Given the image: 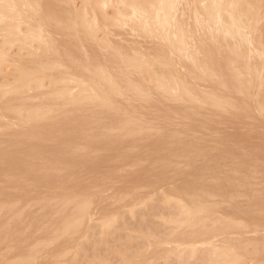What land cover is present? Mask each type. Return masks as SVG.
<instances>
[{
	"label": "rangeland",
	"instance_id": "374dc122",
	"mask_svg": "<svg viewBox=\"0 0 264 264\" xmlns=\"http://www.w3.org/2000/svg\"><path fill=\"white\" fill-rule=\"evenodd\" d=\"M1 1H3V2H1ZM19 1L22 2V4L24 3L23 4L24 7L27 4V6L25 7L26 10L25 9L22 10L23 5ZM19 1L18 0H14V1L13 0H8V1L7 0H0V2L3 4L2 6H0V9L1 8L3 9V11H2V9L0 10V13L3 12V14H0V19L1 20L4 19L3 20L4 22L0 20L1 21V24H0V28H1L0 29V33H1L0 34V63L2 62V64H0V91H1L0 94L2 92L4 94V95L3 94L0 95V103H1L0 104V114H1L0 115L1 116V119H0V163H1V165H0V170H1V172H0V188H1L0 189V206H3V207H0L1 208L0 209V215H1L0 216V257H2V258H0V264H8V261H10L11 264H25V263L26 264H232L234 262H236V264H237L238 261H240V264H242V263L243 264H245V263L246 264H264V230H263L264 229V120H263L264 119V110H263V108H264V58L262 57V56H264L263 55L264 52H262V51H264V48H263L264 44H263V42L260 41V40L264 41V0H227V4H226L225 0H223V1L219 0V2H217V0H208L209 3L207 2V0H203L202 2H201V0H187V1L186 0H178V1L177 0H171L172 1L171 5L169 3L170 0H163V1L158 0V1H156L157 3L156 2L154 3L155 0H153V1L152 0H138L139 2L138 1L136 2V0H135L133 3H132L133 0H127L128 3H127V1L125 2L124 0H115V1H117V3H115L114 0H110L109 3H108V0H105V1L100 0V2H99V0H65V1L64 0L63 1L55 0V2H52L54 0H50V2L48 0H41V1L40 0H28V1L19 0ZM46 1H48V2H46ZM66 1H67L68 5L70 4L69 6H67ZM120 1L123 2L122 3L123 5L124 4L125 5L123 6ZM10 2H12V3H10ZM35 2L38 5H35ZM40 2L45 7H43ZM43 2H45V4ZM57 2H58V4H57ZM102 2H104V3H102ZM143 2H145V3H143ZM160 2L162 3L161 5L159 4ZM163 2H165L166 5H165V3L163 4ZM187 2H188V4H187ZM239 2H241V3H239ZM1 3H0V5H1ZM30 3H32L33 6ZM55 3L58 5V7ZM59 3H61V4L63 3V4L60 5ZM119 3H120V5H119ZM216 3H218L217 4L218 7H216ZM223 3H225L226 5ZM9 4L11 7L12 6L14 7V5L17 4L15 6L16 9L9 7L8 6ZM116 4H117V6H115ZM134 4H136V5H134ZM143 4H145V7ZM149 4H151V5H149ZM153 4H154V6H153ZM199 4H201V5H199ZM118 5H119V7L121 6L120 12H118L116 10V8L119 9ZM131 5H133L135 8ZM155 5L157 8H155ZM162 5L163 6L165 5V7L162 8ZM167 5L169 7H166ZM237 5L239 7H237ZM262 5H263V7H262ZM3 6H4V8H3ZM55 6L57 8H55ZM114 6H115V8H114ZM126 6H127V8H126ZM194 6H195V8H193ZM203 6L205 7V9ZM209 6H210V8H209ZM211 6H212V9H211ZM254 6H256V7L254 8ZM146 7H149L153 10V11L151 10V14L154 17L152 15H150L149 8H146ZM226 7L228 8L227 11H226ZM69 8L71 10H69ZM87 8H88V10H87ZM99 8H100V10H98ZM124 8H126L127 10H122ZM132 8L134 9V11ZM144 8L146 9V11L148 10L147 12L153 18H150L149 15H148V17L143 15V13L145 11ZM220 8H222L223 11ZM238 8H240L241 11L239 10L237 12ZM250 8H253V10L251 11ZM260 8H261V10H259ZM13 9H14V11H13ZM66 9H68V10H66ZM91 9H92V11H91ZM155 9L156 10L158 9V11L164 9V11L166 13L163 10L161 12L155 11ZM171 9H172V11H170ZM218 9H219V12H218ZM245 9H248V10L245 11ZM46 10L48 12H46ZM84 10H85V12H84ZM121 10L124 12H122ZM141 10L143 11V13L141 12ZM203 10L205 11L206 16L204 15ZM224 10L227 12V14H225L226 12ZM76 11H78V16L81 18H79L76 15L77 14ZM137 11L141 12L142 14L137 13ZM9 12H11V13H9ZM27 12H28V14H27ZM35 12H37L38 14ZM68 12H69V14H68ZM147 12H146V14L145 13L144 14L147 15ZM222 12L224 13V16H222L223 15ZM244 12H246V13L244 14ZM258 12H260V14H258ZM7 13H9V14H7ZM81 13L82 14L86 13V14H84L82 16ZM90 13L92 14V16ZM153 13H155V14H153ZM187 13L189 14V16ZM208 13L210 14V16ZM242 13L244 16L245 15L247 16V17L245 16L247 19L246 18L244 19V16H242V15H241L242 17H240V15H238V14H242ZM71 14H73L74 17ZM97 14H99V16ZM157 14H159V15H157ZM165 14H167V15L165 16ZM248 14L253 15V17L248 15ZM257 14L260 16H258ZM3 15H5V16L3 17ZM6 15H8V17ZM24 15H26V17ZM52 15H53V17H52ZM100 15L103 17H101ZM10 16H12V17L9 18ZM15 16L16 17L18 16V18L16 20H15V18H16ZM27 16H29V17H27ZM44 16H45V19H44ZM88 16H90V17H88ZM141 16H143L145 20L143 18H141ZM219 16H220V18H219ZM227 16H228V18H225ZM230 16H231V19H230ZM232 16L234 17L236 22ZM237 16H239V17L237 18ZM21 17H23V18H21ZM51 17L53 19V22H49V20L52 21ZM64 17H66V18H64ZM85 17H88L90 19L85 18ZM94 17H96V18L98 17L97 18L98 20ZM163 17H165V19H167V20H164ZM167 17H169V18H167ZM173 17H174V19H173ZM207 17H208L209 23H208V20L206 19ZM20 18L22 20L21 22L19 20ZM39 18H41L42 20L40 21ZM59 18L62 19V21H64V22H61ZM69 18H71V19H69ZM103 18H104V20H103ZM115 18H116V22H115ZM147 18H148V20H147ZM175 18H176V20H175ZM8 19H9V21H7ZM10 19H11V21H10ZM28 19H30V21H28ZM32 19L33 20L35 19L36 21H33ZM72 19H73V21H71ZM80 19H82V20H80ZM94 19L96 20V23H95ZM101 19H102V21H100ZM216 19H218L219 21ZM223 19H225V20H223ZM238 19H239V21H238ZM44 20L46 21V23L48 22V24H46ZM83 20H84V23L81 24V22H83ZM87 20H89V21H87ZM151 20H154V21L151 22ZM161 20H162V22H161ZM31 21L33 24L29 25V23H31ZM173 21L176 22L175 27H174V25H172V23L175 24ZM195 21H197V23ZM6 22H8V23H6ZM9 22L11 23V25ZM69 22H71V25L70 24L68 25ZM88 22L90 23V25H88L89 24ZM111 22H112V25H111ZM206 22H207V24H206ZM35 23H36V25H35ZM73 23H74V25H73ZM93 23H94V25H93ZM98 23L99 24L101 23V24L99 25ZM144 23L146 25L148 24L149 26H152V28L149 27L148 25L146 26ZM169 23H170V26H169ZM3 24H5L7 26L8 30H7V28H5L6 26H4ZM7 24H9V26ZM95 24H96V26H95ZM115 24L118 25L117 26L118 28L115 27L116 26ZM14 25H18L20 28H17L18 26L17 27L15 26L16 27L15 28ZM66 25L68 28L66 27ZM134 25L137 28V30L133 29V28H135ZM218 25L221 26L220 29L218 28ZM11 26H13V28H11ZM27 26H29V28H31V31ZM71 26L74 28L75 31L73 30V28ZM79 26L80 27L82 26V27L79 28ZM97 26H99V27L96 28ZM131 26H132V28H131ZM168 26H169V29L167 30ZM171 26L174 27V31H176V32L172 31L173 28ZM186 26H188V28ZM200 26H201V28H200ZM56 27H59L60 29H57ZM69 27H71V29ZM85 27L86 28L88 27L89 29L87 28V30H85L86 29ZM159 27H161V28H159ZM162 27H164V29ZM210 27H211L212 31H211ZM32 28H33V30H32ZM34 28L36 29V31L34 30ZM114 28H116V29H114ZM14 29H15V31H14ZM118 29H120V30H118ZM184 29H185V31H184ZM244 29H246L245 30L246 33H245ZM247 29H249V30H247ZM6 30H7V33H6ZM11 30H12V32L10 34L9 32ZM27 30H29L31 33L28 32ZM150 30L154 31L156 38L153 36L154 34L152 35V32H149ZM158 30H160L161 34H159ZM161 30H162V32H161ZM163 30H165V31H163ZM87 31H89V32H87ZM183 31H184V33H182ZM194 31H195V33H194ZM3 32H5V33H3ZM14 32H16V33H14ZM33 32H34V34H32ZM166 32H168L167 33L168 35L166 34ZM237 32H238V34H237ZM39 33L41 34L40 37H39V35H40ZM63 33L65 34V36L63 35ZM86 33H89L88 39H90L92 41V43L90 40L87 39V36L85 38ZM115 33L117 34V35H115L116 37L114 36ZM142 33L144 35H142ZM174 33H177V34H174ZM248 33H249V37H248ZM2 34L4 36H2ZM5 34L7 35V38H6ZM172 34H173V36H172ZM34 35H36V37H34ZM72 35H73V37H72ZM166 35H167L168 39H166ZM205 35H208V36L205 37ZM10 36H12L13 38ZM23 36L25 38L27 36L28 41L24 42V40H26V39ZM69 36L72 37L73 39L70 38ZM193 36H194V38H193ZM226 36H227L228 41H226V38H225ZM253 36H254V38H253ZM32 37H34V38H32ZM67 37H69L70 39ZM105 37H107L108 41H106ZM117 37H119V38L121 37L120 39L123 38V40L121 41ZM5 38L8 40L6 41ZM111 38H113L112 41L114 39H115V41L117 40L116 43H114V47H112V42L110 41ZM220 38H222L221 39L222 41H220ZM238 38H240V39H238ZM243 38H245V39H243ZM249 38L250 39L253 38L252 40H250V41H252L251 43L249 41ZM20 39H21V42L19 41ZM174 39H175V41H174ZM102 40H103V42H99ZM163 40L167 41V42H164ZM47 41H49V42H47ZM96 41H98L99 43ZM104 41L110 42V43H106V44H108L107 46L102 45L103 43L105 44ZM130 41H131V43H130ZM158 41H159V43H158ZM160 41H162V42H160ZM178 41H179V43H178ZM240 41L243 43H240ZM253 41H254L255 47H253V45H252ZM163 42L165 44H163ZM169 42H170V44H169ZM193 42H194V45H193ZM229 42L231 43V45L228 44ZM72 43H74V44H72ZM75 43H78V44H75ZM100 43L102 46L100 45ZM151 43H153V44H151ZM166 43H167V45H166ZM172 43H175V44L173 45ZM69 44H70V47H69ZM115 44H117V45L119 44V45L116 46ZM159 44H160V46H159ZM179 44H181V45L179 46ZM227 44L229 45V47ZM95 45H98L97 46L98 49L96 48ZM157 45L162 49L163 52L160 51L161 49L158 48ZM169 45H171V47L173 48L172 53L170 52V48H169L170 46ZM189 45H190V47H189ZM191 45H192V47H191ZM200 45H201V47H200ZM256 45L258 46V48ZM57 46H59V47H57ZM103 46H105V48H107L106 51L112 49V54H110L111 53L110 51H109V54H107L106 51L104 52ZM77 47H79L78 50H76ZM195 47L198 48L197 51H199L200 53L195 52L196 51ZM74 48H76L75 49L76 51H73ZM109 48H111V49H109ZM133 48L134 49L136 48V49L134 50ZM155 48H156V50H155ZM157 48H158V50H157ZM168 48H169V50H168ZM172 48H171V51H172ZM200 48H201V50H200ZM245 48H246V50H245ZM54 49H55V51H54ZM125 49H127V50H125ZM153 49L155 51H153ZM176 49H177V51H176ZM180 49L183 51H180ZM249 49H251V50H249ZM37 50H41V52L39 53V51L37 52ZM79 50H83L82 51L83 57H85V58H83L82 56L81 57L79 56L82 54V52ZM116 50H118V51H116ZM149 50H151V52H152L151 54L149 53L150 52ZM188 50L189 51L191 50V54L188 52ZM216 50L218 52H216ZM49 51H50V53H48ZM77 51L79 54L77 53V55H75V52H77ZM206 51L208 52L207 54H206ZM223 51L225 52V54ZM87 52H89V53H87ZM156 52H157V54H156ZM158 52H160L159 55L161 56V58L163 57L162 59L158 55ZM164 52L166 53L165 56L163 55ZM167 52L169 55L167 54ZM176 52H177V55H176ZM181 52H183V54ZM192 52H193V54H192ZM92 53L95 54V56ZM132 53H136V54L139 53V54L136 55V54H132ZM144 53H145V55L148 56V58H147V56L144 55ZM174 53H175L176 58L174 57ZM180 53H181V56H180ZM185 53H186V55H185ZM216 53H219V55L218 54L216 55ZM234 53H235V55H234ZM259 53H261L262 55ZM96 54H98V55H96ZM152 54H153V56H151ZM189 54L192 55V57H189L190 56ZM197 54L201 57H199ZM65 55L67 57H65ZM104 55H106L107 57L106 56L104 57ZM113 55H115V57H113ZM157 55L159 58L157 57ZM206 55L208 57H206ZM251 55H252V57H251ZM86 56H87V58H86ZM110 56H112V57L109 58L108 61H106V59ZM117 56H119V57L117 58ZM140 56H141V59H139ZM154 56H156V59H153V58H155ZM195 56H196V60L195 59L194 60L196 61V63L193 60V57L195 58ZM77 57H79V58H77ZM136 57H138V58H136ZM142 57L147 58V59L145 60ZM182 57H183V59L185 58L184 59L185 61L189 62V60H190V64L188 62L186 64L185 61L182 59ZM202 57H204V58H202ZM13 58H17V59H13ZM89 58L91 60L93 59L92 62H95V64H93ZM168 58L171 60V63H170V60ZM179 58H181V59H179ZM207 58H209V59H207ZM18 59H20V60H18ZM81 59L87 63L84 64V62ZM125 59H126V61L128 60V62H127L128 64L126 63V61L124 62ZM160 59H161V63H160ZM176 59L178 62L175 61ZM198 59H201V60L199 61ZM206 59H207V61H206ZM37 60H38V62H37ZM73 60H75V61H73ZM112 60H114V61L111 63ZM130 60L134 64L136 63V60H137V63L139 65L137 63L135 65L132 64L130 62ZM153 60H155V61H153ZM209 60L211 61V64H210ZM231 60L233 63H231ZM148 61L150 62V64ZM162 61H164V64ZM198 61H199V63L201 62V64L203 63L202 64V70L203 71H201V65L199 66ZM3 62H4V64H3ZM6 62H8V63H6ZM39 62H41V65L39 64ZM107 62H109L108 64H110L109 67L107 65ZM121 62H122V64H121ZM129 62H130V65H129ZM207 62H208V64H207ZM257 62H259V63H257ZM19 63L21 65H19ZM46 63H48V64H46ZM98 63H99V65H98ZM145 63H146V67L148 69L144 66ZM166 63H169V65ZM178 63H179V65H178ZM13 64H14V66H16V68L13 67ZM86 64L88 65V67H86V68H88V73H87V69L84 68V66H86ZM157 64L160 66H162V64H163V66H162L163 69H161L160 66L158 68H156L158 66ZM170 64H172V65H170ZM256 64H257V68L255 67ZM35 65H37L38 68ZM46 65H48V66H46ZM122 65H124V68L126 69L125 72L128 71L127 72L128 74L125 73L124 71H122V70H124ZM176 65L179 68H177ZM192 65L195 68H193ZM143 66L145 68H143ZM149 66H151V67H149ZM170 66H173V70L170 69V68H172ZM188 66H192L191 69L193 71L190 70V67H188ZM258 66H260V67L258 68ZM261 66H263V67H261ZM47 67H49V68L47 69ZM77 67L79 69L80 68L81 69L77 70ZM110 67H112L111 68L112 70L110 69ZM231 67H232V70L230 69ZM19 68L22 69V73L25 76L23 74H21V70ZM28 68H30V69L33 68V72H31L32 70L30 71V69H28ZM40 68L42 69V71L39 70ZM104 68L107 69L108 72H106V70ZM129 68L132 71H130ZM159 68L161 69V71ZM213 68H214V70H213ZM261 68H262V71H260ZM18 69H19V73H20V77H21V78L19 77V79L21 81L18 80V77L16 78V80H18L19 83H17V81L15 80L16 76H14V75H16V74H14L15 72H17V76L19 75ZM35 69H37L36 72H35ZM82 69H83V71H82ZM133 69H134V71H133ZM139 69H146V71L145 70L143 71V73H145V74L143 75L142 72L138 71ZM195 69H197V70H195ZM234 69H236V70H234ZM14 70H17V71L14 72ZM95 70L97 71V73H95L96 72ZM150 70L153 72V74H151L152 72H150ZM186 70H187V72H186ZM204 70L207 72V74L204 72ZM245 70H246V72H245ZM29 71H30V73H29ZM84 71L86 73H83ZM89 71H91V73ZM92 71H94L96 76ZM102 71H104V72H102ZM148 71L150 72V75H149ZM155 71H156V73L159 71L158 75L155 74ZM251 71H252V73H251ZM98 72H99V74H98ZM116 72H118V74ZM132 72H133V74H132ZM162 72L165 73L166 76L163 75ZM188 72H190V73H188ZM198 72L201 75L198 74ZM211 72H214V75H212ZM260 72H262V74H260ZM26 73H27V75H26ZM36 73H37V75H36ZM102 73H104V75L106 76L105 78H103L104 76H102L103 75ZM257 73H258V75H257ZM57 74H58V76H57ZM65 74H66V77L68 76L67 78L65 77ZM97 74H98V76H97ZM237 74H238V76H236ZM82 75H84V77ZM99 75H101V77L98 78L99 79L98 80L95 77H99ZM118 75H120V76H118ZM167 75L169 76V78L167 77ZM185 75H186V77H185ZM193 75H194V77H193ZM195 75H198V76L196 77ZM205 75L207 76L206 78H204ZM85 76L89 82L87 80H85L86 79ZM91 76H93V77H91ZM142 76H145V78H143ZM155 76H157V78H155ZM175 76L177 79H175ZM190 76L193 77L194 79H192ZM250 76L253 78V81L251 80L252 78ZM36 77H37L38 81L36 79H34ZM59 77H60V79L61 78H63V79L60 80ZM112 77H114V78H112ZM148 77H149V80H150V78L151 79L153 78L151 81H149V84H148ZM165 77H166V79H165ZM260 77H262V78L260 79ZM22 78L24 81L22 80ZM29 78L31 79L30 81H29ZM48 78H49V80L51 78L52 81H49ZM70 78H71L72 82L70 81ZM74 78L76 80H73ZM91 78H93L94 81ZM101 78L105 79V81H107V82L104 83V80H103V82L100 81ZM109 78L111 81L109 80ZM257 78L260 79V80L258 79L259 82H258ZM39 79H41L40 82H39ZM95 79H96V81H95ZM140 79H141V81H140ZM163 79L165 80V83H163V81H164ZM167 79H170L171 81L167 80ZM190 79L194 83V85H192V82L190 81ZM197 79H199V80H197ZM158 80H160V82H158L159 84L157 83ZM177 80L179 82H176ZM216 80H218V81H216ZM241 80H242V82H241ZM34 81L36 82L35 83L36 85L34 84ZM59 81L60 82L64 81V83L63 82L60 83ZM74 81H77V82L74 83ZM81 81H82V83H81ZM117 81H119V82H117ZM174 81L176 82V84ZM183 81H184V83H186L185 86H184V83L182 84ZM199 81L200 82L202 81L201 82L202 85ZM208 81H210V82H208ZM49 82L51 83V86L49 85ZM90 82H92V83H90ZM115 82H116V85H115ZM124 82L126 83V85L129 84L130 86L125 85L127 87L126 88L124 86V84H125ZM171 82H173V83H171ZM29 83H31V84H29ZM37 83H38V85L41 84V87H39L40 85L37 87ZM150 83H152V86ZM160 83L163 84V87H162V84H160ZM197 83H199V84H197ZM10 84H12V85H10ZM33 84L36 86L35 88L30 87V86H33ZM77 84L82 85L80 87L84 88V90L80 87L78 88L77 86H79V85H77ZM168 84L169 85L174 84V85L170 87V86H168ZM217 84H219V85H217ZM27 85L29 86V87H27L28 89L24 90V87L26 88ZM147 85H148V87H147ZM6 86L9 88H7ZM11 86H13V91H12ZM55 86H56V88H55ZM99 86H100V88H99ZM104 86H105V88H103ZM114 86L115 87L117 86L116 88H118V89H115ZM156 86H157V88H156ZM158 86H160L161 88H158ZM17 87H18L19 91L17 90ZM20 87H22V88H20ZM48 87H49V89H48ZM76 87L78 89H75ZM95 87H97V88H95ZM119 87H121L123 90ZM130 87H132V89ZM144 87H146V88L144 89ZM195 87H197V88H195ZM221 87H223L222 88V89H224L223 91H220ZM261 87H262V89H261ZM3 88H4V90H3ZM30 88H31V90H30ZM39 88H41V90H39ZM65 88H66V90H65ZM106 88H107V90L110 88L108 90L109 92H106ZM152 88L154 90L155 89L156 90L152 91ZM258 88H259V90H256ZM92 89L96 93H94V91ZM133 89L134 90L136 89V90L133 91ZM138 89L140 91H138ZM158 89L160 92H158ZM163 89H166V90H163ZM191 89L193 90L194 94L192 93ZM251 89L253 90V92ZM8 90H10L11 93ZM71 90H73V91L71 92ZM101 90L103 92L100 93ZM112 90H114V92H112ZM149 90H151V91H149ZM225 90L227 91V95H226ZM46 91L49 93H47ZM82 91H84V92H82ZM123 91H125V93ZM127 91H128V93H127ZM168 91H171V92H168ZM174 91H176V92H174ZM182 91H183V94L186 93L185 94L186 97L184 95L180 94ZM241 91H243V92H241ZM255 91L257 93H255ZM6 92L9 93V96L7 95ZM12 92L13 93L15 92L14 95ZM18 92H20V94H18ZM40 92H44L45 96L47 94H48V96L45 97L44 93H40ZM52 92H54V93L51 94ZM62 92H64V94H61ZM115 92H116V94H115ZM118 92L122 93V95ZM132 92H134L136 94L138 93L137 95L133 93L135 96H138L139 94L140 95L138 96V98L135 97L134 95L133 96L129 95V93L132 94ZM143 92H144V94H143ZM155 92H157L159 96L156 95L157 93H155ZM232 92L235 94H233ZM16 93H17V95H16ZM105 93L107 95H105ZM108 93L110 95H108ZM153 93H154V96H156V97L158 96V99L163 97L165 99V101H163L164 100L163 98L161 100H158L156 97H153L152 96ZM187 93H189L191 95V98H189L190 95ZM198 93L199 94L201 93L200 96L203 94V96L200 97ZM39 94H40V97L43 96L44 98H47V99H44L43 97L40 98ZM69 94H71V95H69ZM172 94H174V99L172 97L173 96ZM195 94H196V96H195ZM207 94L210 97L207 96ZM218 94H219V96H218ZM251 94H252V96H251ZM2 95H3V97H2ZM49 95H50V97H49ZM80 95H81V98H84L85 100H82L79 97ZM84 95L87 97V99ZM89 95L91 98L90 97L88 98ZM114 95L115 96L117 95L116 97H118V98L116 99V97H114ZM124 95H126V96H124ZM143 95H145V96L142 97ZM72 96L76 101L73 100ZM101 96L102 97L104 96V97L102 98ZM187 96H188V98H187ZM192 96H193V98H192ZM255 96L257 99L254 98ZM55 97H57V98H55ZM66 97H67V99H66ZM68 97H69V99H71L70 103L68 102V100H69ZM119 97L120 98L122 97L121 98L122 100H120ZM129 97L132 101L129 99ZM133 97H134V99H133ZM148 97H150V98L148 99ZM167 97H169V98H167ZM2 98H3V100H1ZM22 98H26V99H22ZM31 98H33V99H31ZM60 98H62V99H60ZM76 98H78L79 100ZM143 98L145 100H143ZM202 98H203V100H202ZM213 98H214V101H213ZM106 99L109 100V102L107 100L109 107H107L108 105L105 104L107 102H103V101H106ZM127 99L130 100L131 104ZM168 99H171V100H168ZM190 99H191V101L194 99L193 100L194 102L192 103L191 101H189ZM210 99L212 101H210ZM215 99H217V100H215ZM221 99H222V101H220ZM237 99H239V100H237ZM6 100H9V101H6ZM51 100L53 103L50 102ZM148 100H150V102H148ZM155 100L159 101V102H156ZM181 100H182V103H181ZM33 101L36 103H34ZM77 101L79 104L77 103ZM85 101H86V103H85ZM90 101H91V103L89 104ZM98 101H99V103H101V106L100 105L98 106L99 103L98 104L96 103ZM121 101H122V103H121ZM141 101H143V102L141 103ZM215 101H216V103H215ZM240 101H243V102L241 103ZM253 101H255V102L257 101L256 103L254 102L255 105H254ZM16 102H19V103H16ZM59 102H61V104ZM73 102H75V103L73 104ZM151 102H152V105H151ZM172 102L175 103V104L174 103L172 104V106L174 105L173 107L176 106L175 108L171 107ZM176 102H178L179 104L178 103L176 104ZM47 103H49V104H47ZM71 103H72V105H71ZM82 103H84L85 106ZM159 103H161V104H159ZM165 103H167V104H165ZM189 103L191 106L189 105ZM203 103H204V105H203ZM16 104L18 105V107ZM38 104L41 106H39ZM86 104L88 106L92 104L93 106L87 107ZM185 104H188V105H185ZM217 104H219V106ZM7 105H9V106H7ZM34 105L36 106V108L34 107ZM49 105H52L53 107L52 106L50 107ZM54 105H56L57 108H55ZM113 105H115L116 107H112ZM178 105H179V107H178ZM10 106H11V109H13V110L15 108V110H14L15 113L13 112V110L10 109ZM23 106H25L26 109H24ZM67 106H68V108H67ZM126 106H128V107H126ZM241 106H244V107H241ZM257 106H258V108H260V107L262 108L261 110L263 111V113L261 112V110L258 111ZM1 107H4L5 111ZM38 107H39V111H38ZM40 107L41 108L43 107V109H42L43 112H41ZM59 107H60V109H59ZM62 107H64V109ZM138 107L139 108L141 107V108L138 109ZM197 107H199V108H197ZM211 107H212V109H211ZM245 107L247 108V110L249 108V111L244 110ZM21 108H23V110ZM75 108H76V112H75ZM108 108H110L111 110ZM113 108H115V110H113ZM117 108H119V109H117ZM121 108H123V109H121ZM130 108H132L131 109L132 111L134 110V114H136V115H133V112L130 111ZM167 108H168V110H167ZM184 108H186L185 111H184ZM207 108H208V110H207ZM213 108H214V110H213ZM120 109L123 110V112ZM141 109H142V111H141ZM191 109H194V110H191ZM26 110H27V112L30 110V113L28 116L24 115V114H26V112H25ZM78 110H79V112H78ZM88 110L90 111V113ZM101 110H104V111H101ZM138 110H140V112ZM16 111H17V113H16ZM21 111H24V112H21ZM37 111L40 113H38ZM62 111H63L64 115H62L63 114ZM68 111H69V113H68ZM99 111H100V113H99ZM105 111H106V113H104ZM170 111H172L173 113H171ZM256 111L259 113L261 112V114L257 115ZM35 112H37V113H35ZM46 112H50V113L46 114ZM51 112H53V113H51ZM57 112H58V114H57ZM113 112H114V114H113ZM120 112H122L121 115H120ZM127 112H129V113H127ZM135 112H137V113H135ZM148 112H149V115H148ZM250 112H252L253 114ZM77 113H79V114H77ZM93 113L95 115H93ZM184 113H186V114H184ZM193 113H195V114H193ZM37 114L39 115V117H37L38 116ZM40 114L42 115V118H41ZM53 114L55 115L54 117H53ZM66 114H68V116ZM126 114L128 116H126ZM137 114H138V116H137ZM249 114H251V115H249ZM12 115L14 117H12ZM16 115L18 116V119H15V118H17ZM75 115H77V116H75ZM159 115H161V116H159ZM96 116L99 117V120ZM120 116H121V118H120ZM122 116H124V117H122ZM145 116H146V118H145ZM162 116H164V117H162ZM177 116H179L180 119ZM252 116L258 117V118H252ZM5 117H7V118H5ZM126 117L128 119H126ZM142 117H143V121L140 119ZM153 117H155V118H153ZM169 117L172 119V121H170L171 119L168 120ZM26 118H28V119H26ZM32 118H33L34 122H33ZM53 118H55V119H53ZM83 118L85 120H83ZM133 118H134V120H132ZM7 119L9 121H11V123L9 121L7 122ZM91 119H93V120H91ZM118 119L120 120L121 123L118 121ZM125 119H126V121H125ZM159 119H161V120H159ZM1 120H2V122H1ZM14 120L15 121L17 120L18 122L15 123ZM26 120H27V122H26ZM30 120H31V123H30ZM35 120L38 122H36ZM50 120H52V121H50ZM60 120H62V121H60ZM107 120H108V122H106ZM113 120H114V122H113ZM136 120H139V122H137L139 124H136ZM147 120H149L150 124ZM91 121H92V124H91ZM101 121H103V122H101ZM140 121L142 123L143 122L144 123L142 124ZM19 122H21L22 125ZM116 122L118 123V125ZM127 122H130V123H127ZM23 123H24V125H23ZM110 123H111V125H110ZM100 124H102L103 126H101ZM107 124H108V126H107ZM112 124H114L115 126H113ZM130 124H132V125H130ZM144 124L146 125V127L144 126ZM163 124L164 125L166 124V125L164 126ZM167 124L169 126H167ZM5 125L7 127L8 126H10V127L7 128ZM70 125H71V127H70ZM94 125H96V126H94ZM136 125H138L139 128H137L138 126H136ZM148 125H150V126H148ZM27 126H30V127L26 128ZM35 126H36V128H35ZM41 126L43 128L42 130L40 128ZM109 126H111V127L109 128ZM121 126H123V127L121 128ZM125 126L127 129H124ZM160 126H163V127H160ZM95 127H98V128H95ZM118 127H120V128L118 129ZM134 127H136V128H134ZM10 128H12V129H10ZM16 128H19V129H16ZM38 129H39V131L37 132ZM103 129H107V130L111 129V130H109L110 132L105 130V132H104L105 134L107 132H109V134L107 133V135L105 137H104L105 134H103V131H104ZM129 129L132 130V132L131 131L128 132ZM146 129H148V130H146ZM164 129H165V131H164ZM172 129L176 130V131H172ZM29 130H31L30 131L31 133H29ZM96 130H99V131H96ZM114 130L117 133L116 132L113 133L112 131H114ZM117 130H119V132L123 133V134L120 135ZM121 130H123V131L121 132ZM136 130H137V132H136ZM143 130H145V131L142 132ZM154 130H157V131H155L153 133ZM124 131L126 132L127 135L125 134ZM147 131H148V133H147ZM169 131H170V133H169ZM4 132H6V133H4ZM41 132L43 135L41 134ZM91 132H92V134H91ZM133 132L136 134H134ZM141 132H142V134H141ZM158 132H160V133H158ZM162 132H165V133L168 132V133H166L167 134L166 136L169 135L168 141H164V140H167V138H165L166 136H164L165 133H162ZM22 133H24V134H22ZM83 133H85V135L87 136L86 138L84 137L85 135ZM98 133H100V134L98 135ZM130 133L132 134V137L130 136L131 135ZM143 133H145V134H143ZM174 133L175 134L177 133L178 135H175ZM30 135L32 136V138L30 137ZM179 135H180V137H179ZM41 136H44V137H41ZM100 136H101V138H100ZM112 136H114V138H111ZM146 136H148V137H146ZM6 137H7V139H6ZM25 137H27V138H25ZM47 137H49V138H47ZM60 137L62 139H60ZM123 137H125V138H123ZM163 137L165 139H163ZM170 137H172V138H170ZM18 138H19V140H16ZM74 138H77V140ZM133 138H134V140H133ZM22 139H24V140H22ZM26 139H27V141H26ZM59 139H60V141H57ZM68 139H70V140H68ZM117 139H118V141H117ZM119 139H120V141H119ZM143 139H144V141H143ZM82 140H84V142L86 144H83L84 142ZM109 140H111V141H109ZM140 140H142V141H140ZM149 140H151V141L147 142ZM174 140H176V141H174ZM77 141H79V142H77ZM127 141L131 142V145H128L130 143H127ZM159 141L162 143H160ZM196 141H198V142H196ZM31 142H33V143L30 144ZM40 142H42V143H40ZM74 142H75V145H74ZM107 142H109V143H107ZM151 142H154V143L151 144ZM175 142H176V145H175ZM184 142H185V144H184ZM27 143H29V144H27ZM87 143H88V145H87ZM110 143L113 146L110 145ZM136 143H138L140 146H138V144H136ZM77 144L81 148V150L79 147H77ZM89 144H92V145H89ZM145 144H148V145H146V147H145ZM195 144H197V145L195 146ZM14 145L15 146L17 145V146L15 147ZM27 145H29L30 147ZM60 145L61 146L64 145V146L61 147ZM107 145L110 146L109 148H111V150H113V151L108 149V147H104ZM142 145H143V147H142ZM154 145H155V147H154ZM163 145L164 146L166 145L165 147H167V148H164ZM67 146L71 147V148H69V149H71L70 151L67 148ZM91 146H93V147H91ZM157 146H159V147H157ZM183 146H185V147H183ZM186 146H188L192 150L187 149ZM28 147L30 148V150ZM63 148L65 150H63ZM170 148H171V150H169ZM182 148H184V150H182ZM193 148H194V150L195 149L196 150L193 151ZM87 149L89 150V152H91V154L88 153ZM130 149H132V150L130 151ZM19 150H21V151H19ZM126 150H128V151H126ZM176 150L178 151V153H176L177 152ZM180 150H182V151H180ZM32 151H34V152H32ZM72 152H74V153H72ZM76 152H78V153H76ZM79 152H81V153H79ZM93 152H94V154H93ZM129 152L130 153L133 152V153L130 155ZM190 152H192L193 155L190 154ZM21 153H23V154H21ZM100 153L104 154V156L101 155ZM109 153H112V154H109ZM117 153H118V155H117ZM167 153H169V154H167ZM186 153H188L187 156H185ZM54 154H55V156H54ZM122 154L123 155L125 154V156H123ZM133 154H134V156H133ZM189 154H190V156H189ZM198 154H200V155H198ZM86 155L88 156V158L90 157L88 162H87L88 158L84 157ZM98 155H99V157H98ZM26 156L27 157L29 156L28 157L29 162L26 161L27 160ZM30 156H31V158H30ZM42 156H43V160L41 158ZM138 156L139 157L143 156V157L139 158ZM180 156L182 157V159ZM53 157H55V158L53 159ZM66 157L70 160H73L75 163L73 161L72 162L69 161L68 159H66ZM106 157H107V159H106ZM121 157H122V159H121ZM169 157H171V158H169ZM37 158H39V160ZM49 158H51V159H49ZM60 158L63 160H61ZM82 158H83V160H84V158H86V161L84 160L85 163L80 162V161H82ZM101 158H102V160H101ZM108 158H111V160ZM59 159L61 161H59ZM46 160H48V161H46ZM96 160H98V162ZM100 160L102 163L100 162ZM118 160H120V161H118ZM136 160H137V163H136ZM160 160H162V161H160ZM42 161L43 162L45 161V163H43ZM62 161H64V162H62ZM107 161H109V162H107ZM117 161H118V163H117ZM166 161H167V163H165ZM26 162L29 163V165H31V166L27 165ZM112 162H114V163H112ZM125 162H127V163H125ZM140 162H141V164H140ZM161 162H162V164H161ZM172 163L174 164V166H171ZM41 164H42V166H41ZM63 164H64V167H62ZM176 164H178V165L176 166ZM68 165H69V167H68ZM65 166H67V167H65ZM86 166H88V168H86ZM175 166L177 167V169ZM179 166H181V167H179ZM227 166L228 167L230 166V168H228ZM27 167H28V169H27ZM113 167H116V168H113ZM65 168H67V169H65ZM77 168L80 171H78ZM84 168L87 170H85ZM109 168L110 169L112 168V170H110ZM173 168H175L176 170ZM37 169H38V171H36ZM51 169L54 173L51 172ZM9 170H10V173L8 172ZM105 170H106V172H105ZM232 170H233V173H232ZM3 171H5L4 174H2ZM29 171H30V173L31 172H34V173L30 174ZM56 171H57V173H56ZM68 171H70V172H68ZM6 172H8V173H6ZM40 172H43V173H40ZM66 172H67V174H69L71 176L65 174ZM76 172H78V173H76ZM82 172H85V173H82ZM86 172H88V173H86ZM13 173L14 174L17 173V175L16 174L14 175ZM36 173H38V174L36 175ZM47 173H49V174H47ZM112 173L115 175H113ZM75 174H76V176H75ZM78 174H79V176H78ZM89 174H91V175H89ZM117 174L119 177L116 176ZM33 175H35V176H33ZM40 175L42 177H40ZM45 175H46V179H45ZM58 175L61 176L62 178L59 177ZM241 175L243 176V178L241 177ZM3 176H5V177H3ZM37 176H39V177H37ZM66 176L68 177L67 179H66ZM7 177H9V178H7ZM56 177H57V179H56ZM112 177H113V179H112ZM13 178H17L18 181H16L17 179L13 180ZM32 178H36V179H32ZM58 178H60V179H58ZM70 178H73V179L71 180ZM93 179H95L96 181ZM118 179H119V181H118ZM233 179H234V181H233ZM5 180L7 181V183L4 182ZM43 180H45V181H43ZM110 180L112 182H110ZM21 181H24V182H21ZM27 181H32V182L27 183ZM47 181H48V183H47ZM56 181H57V184H55ZM90 181H92V182H90ZM94 181L96 184H98L97 186H95L96 184L94 183ZM171 181L174 184L171 183ZM73 182H74V184H73ZM84 182H87V184L88 185L90 184V185L88 186ZM8 183L10 185H7ZM13 183H14V185H13ZM16 183H18V184H16ZM105 183H106V185H105ZM166 183H168V187H166L167 185H164ZM19 184H20V186H19ZM44 184H46V185L44 186ZM70 184H71V186H70ZM102 184H104L103 186L108 185V187H102L101 186ZM117 184H118V186H117ZM212 184H214V185H212ZM170 185H172V186H170ZM86 186H87V188H90V189L89 190L86 189L85 188ZM90 186L93 187L94 191L92 190V188ZM28 187H29V189H28ZM79 187H81L82 189ZM6 188H7V191H6ZM19 188H21V189H19ZM99 188L100 189L102 188V190H100ZM84 189L86 191L83 193ZM185 189H187V190H185ZM14 190H16V193ZM122 190H123V192H122ZM8 191H10V192H8ZM22 191H23V193H22ZM58 191H60L62 193H60V192L58 193ZM75 191L78 193L77 194L78 196L76 195ZM88 191H90L91 193ZM97 191L98 192L101 191L100 193L102 195L100 193L98 195ZM103 191H104V193H102ZM63 192H65L66 195ZM201 192H203V193H201ZM17 193H19V194H17ZM105 193H108V194H105ZM112 193H113V195H112ZM166 193H168V196ZM189 193H191V195ZM206 193H207V195H205ZM22 194H23V196H22ZM89 194H93V195H89ZM109 194H111V195L108 196ZM115 194H116V196H115ZM4 195L6 197H7V195L8 196L11 195L10 197H13L14 198L13 201H15V202L10 203V202H13L11 200L12 198L8 197L6 199ZM26 195H28V196H26ZM50 195H52V196H50ZM55 195H56V198H55ZM57 195H58V197H57ZM59 195H61L60 197H62V198H59ZM63 195H64V197H63ZM117 195L119 198L117 197ZM42 196H43V198H42ZM48 196H49V198H47ZM82 196H84V198L88 201H85L83 198V200L85 201L83 203L82 202ZM93 196H95V197L93 198ZM106 196H108V198ZM179 197H180V199H179ZM205 197H208V198H205ZM15 198L17 199V201ZM28 198H29V200H26ZM30 198H32L33 200L35 199L36 201H41V202H36V201L34 202ZM92 198L95 199V203L97 204V205L95 204V207H93L94 206V204H93L94 200ZM116 198H117V200H116ZM44 199L46 201H44ZM178 199L183 200V201H181V203H177L179 201ZM229 199H230V201H229ZM30 200H31V202H30ZM52 200L54 202L51 203ZM176 200H178V201H176ZM79 201H81V202H79ZM190 201H193L194 203L190 202ZM3 202H4V204H3ZM25 202L27 203V205ZM101 202H102V204H101ZM198 202L200 204H202V203L206 204L207 203V205L202 204V207H201V205L198 204ZM31 203H34V204H31ZM62 203H64L65 205ZM79 203L81 205H79ZM39 204H42V206ZM46 204H48L50 207L46 206ZM75 204H77V205H75ZM92 204H93V206H91ZM192 204H193V206L194 205L195 206L192 207L191 206ZM10 205H13V206L11 207ZM38 205H39V207H38ZM63 205L65 206V208ZM66 205H67V207H66ZM69 205H70L71 210H69L70 209ZM98 206H100V207H98ZM197 206H199L198 208L201 207L200 208L201 211H200V209H198L199 210V211H197L198 213L195 212L196 210L192 209L195 207L197 208ZM247 206H248V208H247ZM47 207H49V208L47 209ZM60 207H63L64 214L66 213L65 215L62 214L63 210H61ZM102 207H103V209H101ZM181 207L182 208L186 207V208H184L185 209L184 210ZM12 208H13V210H12ZM26 208H27V210H26ZM40 208H42V209H40ZM56 208H58L59 210L57 209V211H56ZM67 208H69L68 212H71L70 214L68 213V217L70 216L71 220L66 217ZM95 208H97V209H95ZM113 208H115V209H114V211L111 210L112 211L111 212L110 209H113ZM18 209H19V211H18ZM50 209H51V211H50ZM52 209L55 210L58 214L54 213L55 211H53ZM190 209L193 212H191ZM8 210H9V212H8ZM102 210H104V211L102 212ZM210 210H212V211H210ZM34 211H36V212H34ZM45 211L47 212V214ZM59 211H60V213H59ZM74 211H75V213H74ZM105 212L106 213L109 212V213L104 214ZM185 212H187V214H185ZM204 212H205V214H204L205 216L203 215ZM13 213H14V215H12ZM77 213H78V215H77ZM191 213H192V215H191ZM212 213H214V214H212ZM225 213H226V215H225ZM32 214H33V217H32ZM49 214H51V215L49 216ZM101 214H103L104 216ZM42 215H43V217H42ZM56 215H57L59 220L57 219V217L55 218ZM75 215H77L79 221L76 219ZM47 216H49L48 217L49 220H48ZM244 216L247 218H245ZM9 217H10L11 221H10ZM52 217H53V219H52ZM61 217H63V218H61ZM201 218L203 220H201ZM223 218L225 221L223 220ZM227 218H229V219H227ZM235 218L238 220H236ZM38 219H39V221H38ZM65 220H66V222H65ZM67 220H69V221L67 222ZM104 220H106V221H104ZM227 220H230V221L228 222ZM56 221H57V223H56ZM62 221H63V223H62ZM102 221L104 223H102ZM199 221H201L202 223H200ZM16 222L18 224H16ZM19 222L21 224H19ZM35 222H36V224H35ZM73 222H74V224H75V222H78V224L74 225ZM186 222H188V223H186ZM191 222H193V223L191 224ZM41 223H43L45 226L43 224L41 225ZM59 223H60V226H59ZM61 223L63 226L61 225ZM65 224H67V225H65ZM70 224H72V225H70ZM229 224L230 225L234 224V226L233 225L229 226ZM18 225L20 228H18ZM54 225H55V227H54ZM192 225H195V226H192ZM38 226H41V227H38ZM67 226H69V227L67 228ZM74 226H77V227H74ZM47 227H49V228H47ZM59 227H61V228H59ZM228 227L231 231L230 233H229ZM247 227L249 228V230L247 229ZM69 228L71 231L69 230ZM74 228H75V231L73 230ZM81 228H82V230H81ZM225 228L228 229V232L226 231L227 229L225 230ZM232 228H233V230H232ZM234 228H237L238 230L235 229L236 232H234ZM53 229H54V231H53ZM196 229H197V231H195ZM200 229H202V230H200ZM68 230H69V232L66 233ZM72 230L74 232H72ZM242 230L244 233L242 232ZM247 230L248 231L251 230L252 233L251 232L248 233ZM18 231H20V232H18ZM27 231H29V232H27ZM224 231H225V233H224ZM52 232H54V233L52 234ZM57 232H59L60 234ZM213 232H215V233H213ZM217 232H218V234H217ZM202 233H204V234H202ZM14 234H16V235H14ZM72 234H73L74 238H73ZM17 235H18V237H17ZM51 235L53 237H51ZM57 235L59 237H57ZM65 235L69 237L68 238L69 240L67 239V237L65 238ZM75 235H77L76 236L77 238L75 237ZM203 236H205V237H203ZM61 237H62V239H61ZM24 239H25V241H24ZM62 240H64V241H62ZM200 240H201V242H200ZM29 241H30V243H29ZM58 241H60V243ZM198 241H199V243H198ZM46 243H47V246H46ZM64 243H65V245H64ZM22 244H24L25 246ZM62 244H63V246H62ZM58 245H60V247ZM32 246H33V248H32ZM57 246H58V248H57ZM234 246L235 247L237 246L236 249L234 248ZM253 246H256V247H253ZM29 248H32V249H29ZM229 248L230 249L232 248L234 253L230 252V251H232V249L230 250ZM237 248L239 250L241 249L242 251L240 250L241 251L240 252L239 250H237ZM259 248H260V250H259ZM228 249H229V251H227ZM234 249H235V251H234ZM250 250L253 252H250ZM228 252L230 254L231 253H233V254H231V256H229L230 254L228 255ZM243 252H244V254H243ZM56 253H57L58 257L56 256ZM225 253H227V254H225ZM238 253L242 254L244 256V258L242 257V255H239ZM8 254H9V256H8ZM234 254L237 257L233 258ZM11 255H13V256H11ZM221 255H222V257H221ZM6 256H7V258H6ZM238 256H240V257L238 258ZM17 257L20 259H18ZM241 258H243V259L238 260ZM232 259H233V261L235 259L237 261L235 260L234 262H232V261L229 262V260H232ZM256 259H258V260H256ZM25 260H27V262ZM248 261H249V263H248Z\"/></svg>",
	"mask_w": 264,
	"mask_h": 264
},
{
	"label": "bare ground",
	"instance_id": "6f19581e",
	"mask_svg": "<svg viewBox=\"0 0 264 264\" xmlns=\"http://www.w3.org/2000/svg\"><path fill=\"white\" fill-rule=\"evenodd\" d=\"M7 1H8V0H7ZM13 1H14V0H13ZM18 1H19V0H18ZM22 1H23V0H22ZM25 1H28V0H25ZM40 1H41V0H40ZM48 1L50 2V0H48ZM48 1H46V2H48ZM61 1H63V0H61ZM64 1H65V0H64ZM104 1H105V0H104ZM109 1H110V0H108V3H109ZM114 1H115V0H114ZM124 1L126 2L127 0H124ZM134 1H135V0H133L132 3H133ZM137 1H138V0H136V2H137ZM152 1H153V0H152ZM156 1H158V0H155L154 3H155ZM162 1H163V0H162ZM177 1H178V0H177ZM186 1H187V0H186ZM202 1H203V0H201V2H202ZM222 1H223V0H222ZM225 1H226V4H227V0H225ZM1 2H3V1H1ZM1 2H0V3H1ZM15 2H16V1H15ZM19 2H20V1H19ZM30 2H31V1H30ZM52 2H55V0L52 1ZM99 2H100V0H99ZM120 2H121V1H120ZM138 2H139V1H138ZM171 2H172V1L170 0V2H169L170 5H171ZM194 2H195V1H194ZM194 2H193V3H194ZM205 2H206V1H205ZM207 2L209 3L208 0H207ZM217 2H219V0H217ZM233 2H234V1H233ZM237 2H238V1H237ZM10 3H12V2H10ZM20 3L22 4V2H20ZM25 3H26V2H25ZM28 3H29V2H28ZM40 3H41V2H40ZM43 3L45 4V2H43ZM102 3H104V2H102ZM105 3H106V2H105ZM115 3H117V1H115ZM122 3H123V2H121V4H122ZM127 3H128V1H127ZM143 3H145V2H143ZM150 3H151V2H150ZM156 3H157V2H156ZM164 3H165V2H163V4H164ZM212 3H213V2H212ZM239 3H241V2H239ZM239 3H238V4H239ZM21 4H20V5H21ZM23 4H24V3H23ZM23 4H22V5H23ZM30 4H32V3H30ZM52 4H53V3H52ZM55 4H56V3H55ZM57 4H58V2H57ZM57 4H56V5H57ZM59 4L62 5L63 3H62V4L59 3ZM66 4H67V1H66ZM95 4H96V3H95ZM110 4H111V3H110ZM137 4H138V3H137ZM140 4H141V3H140ZM140 4H139V5H140ZM159 4L161 5L162 3L160 2ZM187 4H188V2H187ZM205 4H206V3H205ZM205 4H204V5H205ZM217 4H218V3H216V7H218ZM223 4H225V3H223ZM226 4H225V5H226ZM231 4H232V3H231ZM2 5H3V4L1 3L0 6H2ZM13 5H14V4H13ZM16 5H17V4H16ZM16 5H14V7H13V6L11 7L10 4H9L8 6L11 7V8H15V9H16V7H15ZM35 5H38V4H36V2H35ZM41 5H42V3H41ZM48 5H49V4H48ZM48 5H47V6H48ZM50 5H51V4H50ZM69 5H70V4H69ZM69 5L67 4V6H69ZM100 5H101V4H100ZM104 5H105V4H104ZM119 5H120V3H119ZM119 5H118V7H119ZM122 5H123V4H122ZM124 5H125V4H124ZM124 5H123V6H124ZM134 5H136V4H134ZM143 5H144V7H145V4H143ZM143 5H142V6H143ZM149 5H151V4H149ZM165 5H166V3H165ZM165 5H164V6L162 5V8L165 7ZM195 5H196V4H195ZM199 5H201V4H199ZM208 5H209V4H208ZM228 5H229V4H228ZM239 5H240V4H239ZM259 5H260V4H259ZM26 6H27V4H26ZM26 6H25V7H26ZM32 6H33V4H32ZM42 6L45 7L44 5H42ZM115 6H117V4H116ZM115 6H114V8H115ZM131 6H133V5H131ZM142 6H141V7H142ZM153 6H154V4H153ZM172 6H173V5H172ZM220 6H221V5H220ZM223 6H224V5H223ZM257 6H258V5H257ZM25 7H24V5H23V9H22V10H24ZM57 7H58V5H57ZM57 7L55 6V8H57ZM59 7H60V6H59ZM64 7H65V6H64ZM120 7H121V6H120ZM120 7H119V9L116 8V10H117L118 12H120V9H121ZM133 7H134V6H133ZM137 7H138V6H137ZM139 7H140V6H139ZM149 7H150V6H149ZM149 7H146V8H149ZM166 7H169V6L167 5ZM203 7H204V6H203ZM230 7H231V6H230ZM237 7H239V6L237 5ZM255 7H256V6H254V8H255ZM262 7H263V5H262ZM262 7H261V8H262ZM3 8H4V6H3ZM6 8H7V7H6ZM11 8H10V9H11ZM34 8H35V7H34ZM55 8H54V9H55ZM126 8H127V6H126ZM126 8H124V9H122V10H127ZM134 8H135V7H134ZM155 8H157L156 5H155ZM171 8H172V7H171ZM184 8H185V7H184ZM193 8H195V6H194ZM209 8H210V6H209ZM261 8H260L259 10H261ZM1 9H2V8H1ZM1 9H0V10H1ZM37 9H38V8H37ZM37 9H36V10H37ZM60 9H61V8H60ZM63 9H64V8H63ZM63 9H62V10H63ZM84 9H85V8H84ZM89 9H90V8H89ZM101 9H102V8H101ZM132 9H133V8H132ZM140 9H141V8H140ZM144 9H145V8H144ZM196 9H197V8H196ZM204 9H205V7H204ZM211 9H212V6H211ZM220 9H222V8H220ZM224 9H225V8H224ZM248 9H249V8H248ZM248 9H245V11H247ZM5 10H6V9H5ZM25 10H26V9H25ZM33 10H34V9H33ZM66 10H68V9H66ZM69 10H71V9L69 8ZM74 10H75V9H74ZM87 10H88V8H87ZM98 10H100V8H99ZM122 10H121V11H122ZM151 10H152V9L149 8L150 15H152V14H151ZM159 10H160V9H159ZM162 10L164 11V9H162ZM162 10L158 11V9H157V10L155 9V11H158V12H161ZM227 10H228V8L226 7V11H227ZM239 10H240V8H238L237 12H238ZM250 10L252 11L253 8H250ZM250 10H249V11H250ZM2 11H3V9H2ZM8 11H9V10H8ZM13 11H14V9H13ZM13 11H12V12H13ZM57 11H58V10H57ZM91 11H92V9H91ZM95 11H96V10H95ZM133 11H134V9H133ZM145 11H146V9H145ZM145 11H144V13L146 14V12H147L148 10H147L146 12H145ZM152 11H153V10H152ZM170 11H172V9H171ZM188 11H189V10H188ZM196 11H197V10H196ZM203 11H204V10H203ZM209 11H210V10H209ZM220 11H221V10H220ZM222 11H223V9H222ZM224 11H225V10H224ZM226 11H225V12H226ZM229 11H230V10H229ZM234 11H235V10H234ZM240 11H241V10H240ZM25 12H26V11H25ZM44 12H45V11H44ZM46 12H48V11L46 10ZM70 12H71V11H70ZM74 12H75V11H74ZM84 12H85V10H84ZM89 12H90V11H89ZM101 12H102V11H101ZM101 12H100V13H101ZM122 12H124V11H122ZM125 12H126V11H125ZM141 12L143 13L142 10H141ZM141 12L137 11V13L142 14ZM164 12H165V11H164ZM207 12H208V11H207ZM218 12H219V9H218ZM231 12H232V11H231ZM235 12H236V11H235ZM237 12H236V13H237ZM242 12H243V11H242ZM255 12H256V11H255ZM9 13H11V12H9ZM9 13H7V14H9ZM23 13H24V12H23ZM32 13H33V12H32ZM35 13H37V12H35ZM66 13H67V12H66ZM76 13H77L76 15L78 16V11H76ZM92 13H93V12H92ZM96 13H97V12H96ZM129 13H130V12H129ZM144 13H143V15L146 16V17H148L149 13L147 12V15H145ZM165 13H166V12H165ZM192 13H193V12H192ZM222 13H223V12H222ZM229 13H230V12H229ZM245 13H246V12H244V14H245ZM0 14H3V12L0 13ZM12 14H13V13H12ZM17 14H18V13H17ZM27 14H28V12H27ZM37 14H38V13H37ZM47 14H48V13H47ZM56 14H57V13H56ZM68 14H69V12H68ZM68 14H67V15H68ZM81 14H82V13H81ZM81 14H80V15H81ZM84 14H86V13H84ZM84 14H82V16H83ZM90 14H91V13H90ZM90 14H89V15H90ZM132 14H133V13H132ZM134 14H135V13H134ZM153 14H155V13H153ZM159 14H160V13H159ZM159 14H157V15H159ZM167 14H168V13H167ZM167 14H165V16H166ZM187 14H188V13H187ZM208 14H209V13H208ZM225 14H227V12H226ZM231 14H232V13H231ZM251 14H252V13H251ZM251 14H248V15H250V16L253 17V15H251ZM253 14H254V13H253ZM258 14H260V12H258ZM258 14H257V15H258ZM30 15H31V14H30ZM65 15H66V14H65ZM71 15H73V14H71ZM97 15L99 16V14H97ZM102 15H103V14H102ZM138 15H139V14H138ZM150 15H149L150 18H153V17H154L153 15H152L153 17L150 16ZM204 15H205V11H204ZM218 15H219V14H218ZM228 15H229V14H228ZM238 15H240V17L244 16L243 13H242V14H238ZM241 15H242V16H241ZM4 16H5V15H3V17H4ZM6 16L8 17V15H6ZM13 16H14V15H13ZM24 16L26 17V15H24ZM37 16H38V15H37ZM68 16H69V15H68ZM86 16H87V15H86ZM91 16H92V14H91ZM100 16H101V15H100ZM134 16H135V15H134ZM136 16H137V15H136ZM162 16H163V15H162ZM188 16H189V14H188ZM205 16H206V15H205ZM209 16H210V14H209ZM212 16H213V15H212ZM216 16H217V15H216ZM222 16H224V13H223ZM245 16H246V15H245ZM245 16H244V19L247 17V16H246V17H245ZM258 16H260V15H258ZM11 17H12V16H10L9 18H11ZM15 17H16V16H15ZM27 17H29V16H27ZM31 17H32V16H31ZM38 17H39V16H38ZM52 17H53V15H52ZM52 17H51V19H52ZM70 17H71V16H70ZM73 17H74V15H73ZM78 17H79V16H78ZM88 17H90V16H88ZM88 17H85V18H88ZM101 17H103V16H101ZM169 17H170V16H169ZM169 17H167V18H169ZM232 17H233V16H232ZM238 17H239V16H237V18H238ZM17 18H18V16L15 18V20H16ZM21 18H23V17H21ZM21 18L19 19L20 22L22 21ZM35 18H36V17H35ZM48 18H49V17H48ZM64 18H66V17H64ZM79 18H81V17H79ZM82 18H83V17H82ZM94 18H96V17H94ZM97 18H98V17H97ZM97 18H96V19H97ZM136 18H137V17H136ZM141 18L144 19L143 16H141ZM159 18H160V17H159ZM163 18H164V20H167V19H165V17H163ZM163 18H162V19H163ZM193 18H194V17H193ZM204 18H205V17H204ZM213 18H214V17H213ZM219 18H220V16H219ZM222 18H223V17H222ZM225 18H228V16L225 17ZM26 19H27V18H26ZM37 19H38V18H37ZM39 19H40V21L42 20L41 18H39ZM44 19H45V16H44ZM59 19H60V18H59ZM69 19H71V18H69ZM74 19H75V18H74ZM77 19H78V18H77ZM88 19H90V18H88ZM91 19H92V18H91ZM99 19H100V18H99ZM113 19H114V18H113ZM137 19H138V18H137ZM157 19H158V18H157ZM173 19H174V17H173ZM206 19L208 20V17H207ZM230 19H231V16H230ZM233 19H234V17H233ZM240 19H241V18H240ZM242 19H243V18H242ZM246 19H247V18H246ZM250 19H251V18H250ZM0 20H1V19H0ZM3 20H4V19H3ZM3 20H1V21H3ZM12 20H13V19H12ZM23 20H24V19H23ZM32 20H33V19H32ZM80 20H82V19H80ZM80 20H79V21H80ZM94 20H95V19H94ZM97 20H98V19H97ZM103 20H104V18H103ZM139 20H140V19H139ZM144 20H145V19H144ZM147 20H148V18H147ZM175 20H176V18H175ZM195 20H196V19H195ZM216 20H218V19H216ZM216 20H215V21H216ZM223 20H225V19H223ZM234 20H235V19H234ZM1 21H0V24H1ZM5 21H6V20H5ZM7 21H9V19H8ZM10 21H11V19H10ZM17 21H18V20H17ZM24 21H25V20H24ZM28 21H30V19H28ZM33 21H36V20L34 19ZM44 21H45V20H44ZM60 21H61V22H64V21H62V19H60ZM71 21H73V19H72ZM76 21H77V20H76ZM87 21H89V20H87ZM100 21H102V19H101ZM152 21H154V20H151V22H152ZM212 21H213V20H212ZM218 21H219V20H218ZM238 21H239V19H238ZM242 21H243V20H242ZM246 21H247V20H246ZM3 22H4V21H3ZM49 22H53V19H52V21L49 20ZM58 22H59V21H58ZM97 22H98V21H97ZM115 22H116V18H115ZM121 22H122V21H121ZM141 22H142V21H141ZM144 22H145V21H144ZM161 22H162V20H161ZM166 22H167V21H166ZM169 22H170V21H169ZM173 22H174V21H173ZM183 22H184V21H183ZM195 22L197 23V21H195ZM198 22H199V21H198ZM225 22H226V21H225ZM235 22H236V20H235ZM247 22H248V21H247ZM6 23H8V22H6ZM9 23H10V22H9ZM15 23H16V22H15ZM18 23H19V22H18ZM45 23H46V21H45ZM79 23H80V22H79ZM82 23H84V20H83V22H81V24H82ZM88 23H89V22H88ZM95 23H96V20H95ZM122 23H123V22H122ZM145 23H146V22H145ZM145 23H144V24H145ZM149 23H150V22H149ZM163 23H164V22H163ZM170 23H171V22H170ZM170 23H169V26H170ZM174 23H175V24L172 23V25H174V27H175L176 22H174ZM184 23H185V22H184ZM184 23H183V24H184ZM208 23H209V20H208ZM242 23H243V22H242ZM20 24H21V23H20ZM23 24H24V23H23ZM30 24H33L32 21H31V23H29V25H30ZM43 24H44V23H43ZM46 24H48V22H47ZM53 24H54V23H53ZM65 24H66V23H65ZM69 24L71 25V22H69L68 25H69ZM98 24H99V23H98ZM100 24H101V23H100ZM100 24H99V25H100ZM199 24H200V23H199ZM206 24H207V22H206ZM216 24H217V23H216ZM228 24H229V23H228ZM257 24H258V23H257ZM3 25L6 26L5 24H3ZM7 25L9 26V24H7ZM10 25H11V23H10ZM12 25H13V24H12ZM35 25H36V23H35ZM63 25H64V24H63ZM73 25H74V23H73ZM84 25H85V24H84ZM84 25H83V26H84ZM88 25H90V23H89ZM93 25H94V23H93ZM111 25H112V22H111ZM115 25H116L115 27L118 26L117 24H115ZM145 25H146V24H145ZM147 25H148V24H147ZM147 25H146V26H147ZM153 25H154V24H153ZM155 25H156V24H155ZM163 25H164V24H163ZM194 25H195V24H194ZM219 25H220V24H219ZM219 25H218V28L220 29L221 26H219ZM234 25H235V24H234ZM245 25H246V24H245ZM15 26L17 27L18 25H14V27H15ZM21 26H22V25H21ZM23 26H24V25H23ZM37 26H38V25H37ZM37 26H36V27H37ZM49 26H50V25H49ZM95 26H96V24H95ZM102 26H103V25H102ZM109 26H110V25H109ZM142 26H143V25H142ZM148 26H149V25H148ZM165 26H166V25H165ZM169 26H168L167 30L169 29ZM229 26H230V25H229ZM16 27H15V28H16ZM24 27H25V26H24ZM24 27H23V28H24ZM27 27L29 28V26H27ZM66 27H67V25H66ZM71 27H72V26H71ZM71 27H69V28L71 29ZM76 27H77V26H76ZM81 27H82V26H81ZM81 27L79 26V28H81ZM98 27H99V26H97L96 28H98ZM134 27H135V25H134ZM149 27L152 28V26H149ZM149 27H148V28H149ZM157 27H158V26H157ZM171 27H172V26H171ZM174 27H172V28H173L172 31H173V32H176V31H174ZM186 27L188 28V26H186ZM205 27H206V26H205ZM224 27H225V26H224ZM244 27H245V26H244ZM3 28H4V27H3ZM3 28H2V29H3ZM5 28H7V26H6ZM9 28H10V27H9ZM11 28H13V26H11ZM17 28H20V27L18 26ZM21 28H22V27H21ZM54 28H55V27H54ZM56 28H57V29H60L59 27H56ZM63 28H64V27H63ZM67 28H68V27H67ZM72 28H73V27H72ZM83 28H84V27H83ZM85 28H86V27H85ZM87 28H88V27H87ZM87 28H86L85 30H87ZM92 28H93V27H92ZM112 28H113V27H112ZM117 28H118V27H117ZM131 28H132V26H131ZM159 28H161V27H159ZM162 28L164 29V27H162ZM165 28H166V27H165ZM176 28H177V27H176ZM200 28H201V26H200ZM241 28H242V27H241ZM0 29H1V28H0ZM29 29H30V31H31V28H29ZM48 29H49V28H48ZM65 29H66V28H65ZM70 29H69V30H70ZM88 29H89V28H88ZM106 29H107V28H106ZM114 29H116V28H114ZM133 29H134V30H137L136 27L133 28ZM149 29H150V28H149ZM149 29H148V30H149ZM155 29H156V28H155ZM177 29H178V28H177ZM206 29H207V28H206ZM210 29H211V27H210ZM215 29H216V28H215ZM219 29H218V30H219ZM7 30H8V28H7ZM7 30H6V33H7ZM16 30H17V29H16ZM19 30H20V29H19ZM32 30H33V28H32ZM34 30L36 31L35 28H34ZM62 30H63V29H62ZM73 30H74V28H73ZM81 30H82V29H81ZM91 30H92V29H91ZM112 30H113V29H112ZM118 30H120V29H118ZM122 30H123V29H122ZM127 30H128V29H127ZM170 30H171V29H170ZM170 30H169V31H170ZM218 30H217V31H218ZM245 30H246V29H244V31H245ZM247 30H249V29H247ZM251 30H252V29H251ZM14 31H15V29H14ZM27 31L30 32L29 30H27ZM55 31H56V30H55ZM57 31H58V30H57ZM70 31H71V30H70ZM74 31H75V30H74ZM110 31H111V30H110ZM110 31H109V32H110ZM115 31H116V30H115ZM128 31H129V30H128ZM163 31H165V30H163ZM181 31H182V30H181ZM184 31H185V29H184ZM184 31H183L182 33H184ZM211 31H212V29H211ZM217 31H216V32H217ZM221 31H222V30H221ZM227 31H228V30H227ZM260 31H261V30H260ZM11 32H12V30H11L9 33L11 34ZM16 32H17V31H16ZM16 32H14V33H16ZM38 32H39V31H38ZM41 32H42V31H41ZM59 32H60V31H59ZM71 32H72V31H71ZM87 32H89V31H87ZM107 32H108V31H107ZM121 32H122V31H121ZM126 32H127V31H126ZM149 32H152V35L154 34V31H151V30H150ZM158 32H159V34H161V33H160V30H158ZM161 32H162V30H161ZM219 32H220V31H219ZM251 32H252V31H251ZM3 33H5V32H3ZM30 33H31V32H30ZM72 33H73V32H72ZM112 33H113V32H112ZM127 33H128V32H127ZM138 33H139V32H138ZM146 33H147V32H146ZM167 33H168V32H166V34H167ZM194 33H195V31H194ZM220 33H221V32H220ZM228 33H229V32H228ZM245 33H246V31H245ZM0 34H1V33H0ZM21 34H22V33H21ZM32 34H34V32H33ZM32 34H31V35H32ZM39 34H40V33H39ZM88 34H89V33H86V34H85V38H86V36H87V39H88V36H89ZM164 34H165V33H164ZM174 34H177V33H174ZM224 34H225V33H224ZM237 34H238V32H237ZM240 34H241V33H240ZM254 34H255V33H254ZM5 35H6V34H5ZM18 35H19V34H18ZM22 35H23V34H22ZM63 35L65 36L64 33H63ZM90 35H91V34H90ZM107 35H108V34H107ZM112 35H113V34H112ZM115 35H117V34L115 33L114 36H115ZM119 35H120V34H119ZM142 35H144V34L142 33ZM149 35H150V34H149ZM167 35H168V34H167ZM167 35H166V39H168V38H167ZM250 35H251V34H250ZM2 36H4V35L2 34ZM13 36H14V35H13ZM40 36H41V34L39 35V37H40ZM45 36H46V35H45ZM45 36H44V37H45ZM49 36H50V35H49ZM129 36H130V35H129ZM135 36H136V35H135ZM153 36L156 38L155 34H154ZM160 36H161V35H160ZM172 36H173V34H172ZM174 36H175V35H174ZM206 36H208V35H205V37H206ZM240 36H241V35H240ZM8 37H9V36H8ZM10 37H12V36H10ZM23 37H24V36H23ZM34 37H36V35H34ZM34 37H32V38H34ZM69 37H70V36H69ZM69 37H67V38H69ZM72 37H73V35H72ZM72 37H70V38H72ZM90 37H91V36H90ZM92 37H93V36H92ZM109 37H110V36H109ZM115 37H116V36H115ZM142 37H143V36H142ZM147 37H148V36H147ZM157 37H158V36H157ZM162 37H163V36H162ZM168 37H169V36H168ZM175 37H176V36H175ZM175 37H174V38H175ZM222 37H223V36H222ZM248 37H249V33H248ZM6 38H7V35H6ZM6 38H5V39H6ZM12 38H13V37H12ZM24 38H25V37H24ZM30 38H31V37H30ZM30 38H29V39H30ZM67 38H66V39H67ZM70 38H69V39H70ZM105 38H106V41H108L107 37H105ZM117 38H119V37H117ZM120 38H121V37H120ZM120 38H119V39H120ZM150 38H151V37H150ZM152 38H153V37H152ZM169 38H170V37H169ZM176 38H177V37H176ZM185 38H186V37H185ZM193 38H194V36H193ZM207 38H208V37H207ZM207 38H206V39H207ZM225 38H226V41H228L227 36H226ZM232 38H233V37H232ZM253 38H254V36H253ZM253 38H252V39H253ZM2 39H3V38H2ZM21 39H22V38H21ZM21 39L19 40L20 42H21ZM25 39H26V40L23 39L24 42L28 41L27 36H26ZM46 39H47V38H46ZM72 39H73V38H72ZM87 39H86V40H87ZM91 39H92V38H91ZM112 39H113V38H111L110 41L112 42V47H114V43H116L117 40L115 41V39H114V40H113L114 42H113ZM157 39H158V38H157ZM159 39H160V38H159ZM162 39H163V38H162ZM180 39H181V38H180ZM218 39H219V38H218ZM221 39H222V38H220V41H222ZM233 39H234V38H233ZM233 39H232V40H233ZM238 39H240V38H238ZM243 39H245V38H243ZM252 39L249 38V41L252 40ZM7 40H8V39H6V41H7ZM88 40H90V39H88ZM103 40H104V39H103ZM103 40H102V41H99V42H103ZM120 40L122 41L123 38L120 39ZM151 40H152V39H151ZM170 40H171V39H170ZM207 40H208V39H207ZM209 40H210V39H209ZM215 40H216V39H215ZM4 41H5V40H4ZM50 41H51V40H50ZM71 41H72V40H71ZM90 41H91V40H90ZM124 41H125V40H124ZM126 41H127V40H126ZM154 41H155V40H154ZM163 41H164V40H163ZM172 41H173V40H172ZM174 41H175V39H174ZM183 41H184V40H183ZM237 41H238V40H237ZM243 41H244V40H243ZM260 41L263 42V44H264V41H262V40H260ZM47 42H49V41H47ZM88 42H89V41H88ZM96 42H98V41H96ZM99 42H98V43H99ZM104 42H105V41H104ZM160 42H162V41H160ZM164 42H167V41H164ZM164 42H163V44H165ZM184 42H185V41H184ZM189 42H190V41H189ZM251 42H252V41H250V43H251ZM91 43H92V41H91ZM106 43H110V42H105V44L103 43L102 45H106V46H107L108 44H106ZM130 43H131V41H130ZM156 43H157V42H156ZM158 43H159V41H158ZM175 43H176V42H175ZM175 43H172V44L174 45ZM178 43H179V41H178ZM223 43H224V42H223ZM237 43H238V42H237ZM240 43H243V42L240 41ZM29 44H30V43H29ZM72 44H74V43H72ZM75 44H78V43H75ZM151 44H153V43H151ZM169 44H170V42H169ZM184 44H185V43H184ZM184 44H183V45H184ZM188 44H189V43H188ZM201 44H202V43H201ZM205 44H206V43H205ZM228 44L231 45L230 42H229ZM228 44H227V45H228ZM88 45H89V44H88ZM88 45H87V46H88ZM90 45H91V44H90ZM100 45H101V43H100ZM102 45H101V46H102ZM115 45L118 46L119 44H118V45L115 44ZM121 45H122V44H121ZM166 45H167V43H166ZM166 45H165V46H166ZM180 45H181V44H179V46H180ZM193 45H194V42H193ZM202 45H203V44H202ZM241 45H242V44H241ZM252 45H253V47H255V46H254V41H253ZM21 46H22V45H21ZM95 46H96V48H97L98 45H95ZM116 46H115V47H116ZM128 46H129V45H128ZM157 46H158V45H157ZM159 46H160V44H159ZM159 46H158V48H160ZM169 46H170V47H169V48H170V52L172 53V52H173V48L171 47V45H169ZM176 46H177V45H176ZM212 46H213V45H212ZM232 46H233V45H232ZM234 46H235V45H234ZM246 46H247V45H246ZM248 46H249V45H248ZM256 46H257V45H256ZM57 47H59V46H57ZM69 47H70V44H69ZM88 47H89V46H88ZM92 47H93V46H92ZM103 47H104L103 49H104V52H105L107 48H105V46H103ZM108 47H109V46H108ZM119 47H120V46H119ZM130 47H131V46H130ZM132 47H133V46H132ZM135 47H136V46H135ZM152 47H153V46H152ZM152 47H151V48H152ZM163 47H164V46H163ZM167 47H168V46H167ZM186 47H187V46H186ZM189 47H190V45H189ZM191 47H192V45H191ZM200 47H201V45H200ZM214 47H215V46H214ZM221 47H222V46H221ZM228 47H229V45H228ZM235 47H236V46H235ZM60 48H61V47H60ZM72 48H73V47H72ZM78 48H79V47H77V49L74 48L73 51L78 50ZM80 48H81V47H80ZM89 48H90V47H89ZM93 48H94V47H93ZM158 48H157V50H158ZM169 48H168V50H169ZM171 48H172V51H171ZM175 48H176V47H175ZM195 48H196V51H195V52L198 53V52H199V51H197L198 48H197V47H195ZM248 48H249V47H248ZM257 48H258V46H257ZM261 48H262V47H261ZM263 48H264V47H263ZM57 49H58V48H57ZM75 49H76V50H75ZM97 49H98V48H97ZM109 49H111V48H109ZM119 49H120V48H119ZM133 49H134V48H133ZM135 49H136V48H135ZM135 49H134V50H135ZM149 49H150V48H149ZM160 49H161V48H160ZM187 49H188V48H187ZM225 49H226V48H225ZM231 49H232V48H231ZM235 49H236V48H235ZM255 49H256V48H255ZM61 50H62V49H61ZM125 50H127V49H125ZM137 50H138V49H137ZM144 50H145V49H144ZM155 50H156V48H155ZM155 50L153 49V51H155ZM178 50H179V49H178ZM192 50H193V49H192ZM200 50H201V48H200ZM222 50H223V49H222ZM245 50H246V48H245ZM249 50H251V49H249ZM38 51H39V53L41 52V50H37V52H38ZM51 51H52V50H51ZM54 51H55V49H54ZM79 51L82 52L83 50H79ZM91 51H92V50H91ZM109 51L111 52L110 54H112V49L106 51V53L109 54ZM116 51H118V50H116ZM128 51H129V50H128ZM149 51H150L149 53L151 54V53H152L151 50H149ZM160 51L163 52L162 49H161ZM176 51H177V49H176ZM180 51H183V50L180 49ZM240 51H241V50H240ZM29 52H30V51H29ZM102 52H103V51H102ZM129 52H130V51H129ZM133 52H134V51H133ZM136 52H137V51H136ZM139 52H140V51H139ZM188 52L191 54V50H190V51L188 50ZM202 52H203V51H202ZM216 52H218V51L216 50ZM223 52H224V51H223ZM231 52H232V51H231ZM235 52H236V51H235ZM259 52H260V51H259ZM262 52H264V51H262ZM31 53H32V52H31ZM48 53H50V51H49ZM52 53H53V52H52ZM61 53H62V52H61ZM77 53H78V51L75 52V55H77ZM87 53H89V52H87ZM99 53H100V52H99ZM106 53H105V54H106ZM164 53H165V52H164ZM164 53H163V55L165 56L166 53H165V54H164ZM181 53L183 54V52H181ZM181 53H180V56H181ZM199 53H200V52H199ZM207 53H208V52L206 51V54H207ZM238 53H239V52H238ZM249 53H250V52H249ZM78 54H79V53H78ZM92 54H93V53H92ZM107 54H106V55H107ZM115 54H116V53H115ZM132 54H136V53H132ZM137 54H139V53H137ZM137 54H136V55H137ZM156 54H157V52H156ZM159 54H160V52H158V55H159ZM167 54H168V52H167ZM190 54H189V55H190ZM192 54H193V52H192ZM201 54H202V53H201ZM217 54L219 55V53H216V55H217ZM224 54H225V52H224ZM241 54H242V53H241ZM250 54H251V53H250ZM259 54H261V53H259ZM55 55H56V54H55ZM93 55L95 56V54H93ZM96 55H98V54H96ZM106 55H104V57H105ZM121 55H122V54H121ZM144 55H145V53H144ZM158 55H157V57H158ZM161 55H162V54H161ZM168 55H169V54H168ZM176 55H177V52H176ZM178 55H179V54H178ZM185 55H186V53H185ZM194 55H195V54H194ZM197 55H198V54H197ZM210 55H211V54H210ZM230 55H231V54H230ZM234 55H235V53H234ZM261 55H262V54H261ZM263 55H264V54H263ZM79 56H80V57H81V56L83 57V52H82V54L79 55ZM145 56H147V55H145ZM151 56H153V54H152ZM159 56H160V55H159ZM182 56H183V55H182ZM198 56H199V55H198ZM198 56H197V57H198ZM65 57H67V56L65 55ZM106 57H107V56H106ZM111 57H112V56L108 57V58L106 59V61H108V59L111 58ZM113 57H115V55H113ZM118 57H119V56H117V58H118ZM125 57H126V56H125ZM125 57H124V58H125ZM132 57H133V56H132ZM143 57H144V56H143ZM143 57H142V58H143ZM154 57H155V58H153V57H152V58H153V59H156V56H154ZM170 57H171V56H170ZM174 57H175V53H174ZM177 57H178V56H177ZM184 57H185V56H184ZM189 57H192V55H190ZM199 57H201V56H199ZM206 57H208V56L206 55ZM210 57H211V56H210ZM251 57H252V55H251ZM262 57L264 58V56H262ZM77 58H79V57H77ZM83 58H85V57H83ZM86 58H87V56H86ZM94 58H95V57H94ZM126 58H127V57H126ZM133 58H134V57H133ZM136 58H138V57H136ZM136 58H135V59H136ZM147 58H148V56H147ZM147 58H143V59L146 60ZM158 58H159V57H158ZM160 58H161V56H160ZM162 58H163V57H162ZM162 58H161V59H162ZM166 58H167V57H166ZM175 58H176V57H175ZM185 58H186V57H185ZM185 58H184V59H185ZM202 58H204V57H202ZM233 58H234V57H233ZM253 58H254V57H253ZM263 58H262V59H263ZM4 59H5V58H4ZM11 59H12V58H11ZM11 59H10V60H11ZM13 59H17V58H13ZM25 59H26V58H25ZM32 59H33V58H32ZM89 59H90V58H89ZM112 59H113V58H112ZM120 59H121V58H120ZM135 59H134V60H135ZM139 59H141V56H140ZM161 59H160V63H161ZM168 59H169V58H168ZM171 59H172V58H171ZM173 59H174V58H173ZM179 59H181V58H179ZM182 59H183V57H182ZM184 59H183V60H184ZM194 59L196 60V56H195V58L193 57V60H194ZM207 59H209V58H207ZM207 59H206V61H207ZM211 59H212V58H211ZM18 60H20V59H18ZM64 60H65V59H64ZM81 60H82V59H81ZM84 60H85V59H84ZM110 60H111V59H110ZM131 60H132V59H131ZM131 60H130V62L132 63ZM134 60H133V61H134ZM150 60H151V59H150ZM165 60H166V59H165ZM169 60H170V59H169ZM195 60H194V62L196 63ZM198 60L200 61L201 59H198ZM203 60H204V59H203ZM212 60H213V59H212ZM228 60H229V59H228ZM235 60H236V59H235ZM5 61H6V60H5ZM29 61H30V60H29ZM73 61H75V60H73ZM82 61H83V60H82ZM90 61L92 62L93 59H92V60L90 59ZM113 61H114V60H112L111 63H112ZM125 61H126V59L124 60V62H125ZM138 61H139V60H138ZM141 61H142V60H141ZM151 61H152V60H151ZM153 61H155V60H153ZM167 61H168V60H167ZM175 61L178 62L177 59H176ZM179 61H180V60H179ZM184 61H185V60H184ZM199 61H198V64H199V66L201 65V71H203V70H202V64H203V63L201 64V62L199 63ZM209 61H210V60H209ZM262 61H263V60H262ZM37 62H38V60H37ZM66 62H67V61H66ZM83 62H84V64L87 63V62H85V61H83ZM127 62H128V60L126 61V63H127ZM130 62H129V65H130ZM142 62H143V61H142ZM148 62H149V61H148ZM148 62H147V63H148ZM162 62H163V64H164V61H162ZM187 62H188V61H185L186 64H187ZM212 62H213V61H212ZM6 63H8V62H6ZM35 63H36V62H35ZM62 63H63V62H62ZM92 63L95 64V62H92ZM103 63H104V62H103ZM108 63H109V62H107V65H108V67H109L110 64H108ZM136 63H137V60H136ZM136 63H135V64H136ZM153 63H154V62H153ZM153 63H152V64H153ZM170 63H171V60H170ZM188 63L190 64V60H189ZM192 63H193V62H192ZM231 63H233L232 60H231ZM236 63H237V62H236ZM257 63H259V62H257ZM262 63H263V62H262ZM0 64H2V62H1ZM3 64H4V62H3ZM39 64L41 65V62H39ZM46 64H48V63H46ZM52 64H53V63H52ZM121 64H122V62H121ZM127 64H128V63H127ZM132 64H134V63H132ZM135 64H134V65H135ZM137 64H138V63H137ZM149 64H150V62H149ZM163 64H162V66H163ZM166 64L169 65V63H166ZM207 64H208V62H207ZM210 64H211V61H210ZM213 64H214V63H213ZM240 64H241V63H240ZM251 64H252V63H251ZM19 65H21V64L19 63ZM44 65H45V64H44ZM57 65H58V64H57ZM66 65H67V64H66ZM98 65H99V63H98ZM104 65H105V64H104ZM104 65H103V66H104ZM138 65H139V64H138ZM143 65H144V64H143ZM157 65H158V64H157ZM170 65H172V64H170ZM178 65H179V63H178ZM196 65H197V64H196ZM35 66L37 67V65H35ZM46 66H48V65H46ZM46 66H45V67H46ZM54 66H55V65H54ZM71 66H72V65H71ZM96 66H97V65H96ZM120 66H121V65H120ZM120 66H119V67H120ZM122 66H123V68H124V65H122ZM131 66H132V65H131ZM144 66L146 67V63H145ZM144 66H143V68H145ZM159 66H160V65H158L156 68H158ZM162 66H160L161 69H163ZM176 66H177V65H176ZM180 66H181V65H180ZM192 66H193V65H192ZM192 66H188V67H190V70H192V69H191ZM207 66H208V65H207ZM210 66H211V65H210ZM215 66H216V65H215ZM13 67L16 68V66H14V64H13ZM42 67H43V66H42ZM72 67H73V66H72ZM72 67H71V68H72ZM75 67H76V66H75ZM86 67H88L87 64H86V66H84V68H86ZM90 67H91V66H90ZM115 67H116V66H115ZM134 67H135V66H134ZM138 67H139V66H138ZM149 67H151V66H149ZM164 67H165V66H164ZM170 67H172V68H170V69L173 70V66H170ZM212 67H213V66H212ZM250 67H251V66H250ZM255 67L257 68V64H256ZM259 67H260V66H258V68H259ZM261 67H263V66H261ZM37 68H38V67H37ZM48 68H49V67H47V69H48ZM111 68H112V67H110V69H111ZM116 68H117V67H116ZM120 68H121V67H120ZM123 68H122V69H123ZM126 68H127V67H126ZM130 68H131V67H130ZM130 68H129V69H130ZM132 68H133V67H132ZM135 68H136V67H135ZM135 68H134V69H135ZM139 68H140V67H139ZM146 68H147V67H146ZM177 68H179V67L177 66ZM182 68H183V67H182ZM193 68H195V67L193 66ZM197 68H198V67H197ZM208 68H209V67H208ZM247 68H248V67H247ZM19 69H20V68H19ZM19 69H18V74H19V75L17 76V72H15V71H17V70H14V72H15L14 74H16V75H14V74H13V75L16 76V77H15V80H16V78L18 77V80L21 81V80L19 79V77H20ZM28 69H30V68H28ZM78 69H79V68L77 67V70H78ZM80 69H81V68H80ZM80 69H79V70H80ZM86 69H87V73H88V68H86ZM94 69H95V68H94ZM104 69H105V68H104ZM117 69H118V68H117ZM134 69H133V71H134ZM137 69H138V68H137ZM147 69H148V68H147ZM150 69H151V68H150ZM159 69H160V68H159ZM161 69H160V71H161ZM165 69H166V68H165ZM183 69H184V68H183ZM185 69H186V68H185ZM199 69H200V68H199ZM222 69H223V68H222ZM225 69H226V68H225ZM230 69L232 70V67H231ZM249 69H250V68H249ZM20 70H21V74H23V73H22V69H20ZM25 70H26V69H25ZM31 70H32V71H31ZM39 70L42 71L41 68H40ZM45 70H46V69H45ZM49 70H50V69H49ZM96 70H97V69H96ZM96 70H95V71H96ZM101 70H102V69H101ZM105 70H106V72H108L107 69H105ZM111 70H112V69H111ZM135 70H136V69H135ZM144 70L146 71V69H139L138 71L142 72V74L144 75V74H145V73H143ZM178 70H179V69H178ZM195 70H197V69H195ZM206 70H207V69H206ZM213 70H214V68H213ZM234 70H236V69H234ZM243 70H244V69H243ZM252 70H253V69H252ZM26 71H27V70H26ZM30 71L33 72V68L30 69ZM30 71H29V73H30ZM36 71H37V69H35V72H36ZM82 71H83V69H82ZM109 71H110V70H109ZM122 71L125 72L126 69L124 68V70H122ZM130 71H132V70L130 69ZM176 71H177V70H176ZM192 71H193V70H192ZM254 71H255V70H254ZM260 71H262V68H261ZM77 72H78V71H77ZM77 72H76V73H77ZM89 72L91 73V71H89ZM92 72L94 73V71H92ZM102 72H104V71H102ZM124 72H123V73H124ZM127 72H128V71H127ZM127 72H125V73H127ZM148 72H149V71H148ZM150 72H152V71L150 70ZM150 72H149V75H150ZM158 72H159V71H158ZM158 72L156 73V71H155V74L158 75ZM170 72H171V71H170ZM174 72H175V71H174ZM179 72H180V71H179ZM184 72H185V71H184ZM186 72H187V70H186ZM204 72L207 74V72H206L205 70H204ZM209 72H210V71H209ZM214 72H215V71H214ZM214 72H211L212 75H214ZM245 72H246V70H245ZM27 73H28V72H27ZM27 73H26V75H27ZM49 73H50V72H49ZM76 73H75V74H76ZM78 73H79V72H78ZM83 73H86V72L84 71ZM95 73H97V71H96ZM95 73H94V74H95ZM100 73H101V72H100ZM113 73H114V72H113ZM116 73L118 74V72H116ZM188 73H190V72H188ZM216 73H217V72H216ZM236 73H237V72H236ZM251 73H252V71H251ZM60 74H61V73H60ZM98 74H99V72H98ZM98 74H97V76H98ZM102 74H103L102 76H104L103 78H105L106 76L104 75V73H102ZM107 74H108V73H107ZM127 74H128V73H127ZM132 74H133V72H132ZM140 74H141V73H140ZM142 74H141V75H142ZM151 74H153V72H152ZM162 74L165 75V73H163V72H162ZM172 74H173V73H172ZM180 74H181V73H180ZM198 74H200V73L198 72ZM208 74H209V73H208ZM232 74H233V73H232ZM255 74H256V73H255ZM260 74H262V72H260ZM23 75H24V74H23ZM34 75H35V74H34ZM34 75H33V76H34ZM36 75H37V73H36ZM42 75H43V74H42ZM92 75H93V74H92ZM121 75H122V74H121ZM189 75H190V74H189ZM200 75H201V74H200ZM212 75H211V76H212ZM246 75H247V74H246ZM257 75H258V73H257ZM24 76H25V75H24ZM57 76H58V74H57ZM82 76L84 77V75H82ZM87 76H88V75H87ZM95 76H96V74H95ZM95 76H94V77H95ZM112 76H113V75H112ZM118 76H120V75H118ZM147 76H148V75H147ZM151 76H152V75H151ZM160 76H161V75H160ZM165 76H166V75H165ZM195 76L197 77L198 75H195ZM211 76H210V77H211ZM236 76H238V74H237ZM251 76H252V75H251ZM251 76H250V77H251ZM259 76H260V75H259ZM261 76H262V75H261ZM26 77H27V76H26ZM44 77H45V76H44ZM65 77H66V74H65ZM67 77H68V76H67ZM67 77H66V78H67ZM91 77H93V76H91ZM100 77H101V75H99V77H95V78L98 79V78H100ZM121 77H122V76H121ZM124 77H125V76H124ZM142 77L145 78V76H142ZM152 77H153V76H152ZM162 77H163V76H162ZM167 77L169 78L168 75H167ZM179 77H180V76H179ZM185 77H186V75H185ZM190 77H191V76H190ZM193 77H194V75H193ZM193 77H191V78L194 79ZM203 77H204V76H203ZM206 77H207V76L205 75L204 78H206ZM247 77H248V76H247ZM20 78H21V77H20ZM23 78H24V77H23ZM23 78H22V80H23ZM79 78H80V77H79ZM85 78H86V76H85ZM112 78H114V77H112ZM135 78H136V77H135ZM139 78H140V77H139ZM143 78H142V79H143ZM155 78H157V76H155ZM160 78H161V77H160ZM160 78H159V79H160ZM187 78H188V77H187ZM239 78H240V77H239ZM251 78H252V77H251ZM261 78H262V77H260V79H261ZM25 79H26V78H25ZM34 79H36V80L38 81L37 77L34 78ZM44 79H45V78H44ZM46 79H47V78H46ZM57 79H58V78H57ZM59 79H60V77H59ZM61 79H63V78H61ZM61 79H60V80H61ZM91 79L93 80V78H91ZM101 79H102V78H101ZM101 79H100V81L103 82V80H104V83L107 82V81H105V79H102V80H101ZM116 79H117V78H116ZM122 79H123V78H122ZM126 79H127V78H126ZM126 79H125V80H126ZM152 79H153V78H152ZM152 79L150 78V80H149V77H148V84H149V81H151ZM165 79H166V77H165ZM175 79H177L176 76H175ZM175 79H174V80H175ZM216 79H217V78H216ZM237 79H238V78H237ZM258 79H259V78H257V80H258ZM260 79H259V80H260ZM18 80H16L17 83H19ZM30 80H31V79L29 78V81H30ZM40 80H41V79H39V82H40ZM48 80H49V78H48ZM54 80H55V79H54ZM73 80H76V79L74 78ZM85 80L88 81L87 78H86ZM98 80H99V79H98ZM109 80H110V78H109ZM113 80H114V79H113ZM113 80H112V81H113ZM120 80H121V79H120ZM138 80H139V79H138ZM143 80H144V79H143ZM163 80H164V79H163ZM167 80H170V79H167ZM182 80H183V79H182ZM188 80H189V79H188ZM197 80H199V79H197ZM202 80H203V79H202ZM251 80L253 81V78H252ZM255 80H256V79H255ZM259 80H258V82H259ZM23 81H24V80H23ZM23 81H22V82H23ZM49 81H52L51 78H50ZM70 81H71V78H70ZM77 81H78V80H77ZM77 81H74V83H76ZM93 81H94V80H93ZM95 81H96V79H95ZM100 81H99V82H100ZM110 81H111V80H110ZM121 81H122V80H121ZM140 81H141V79H140ZM170 81H171V80H170ZM190 81H191V79H190ZM195 81H196V80H195ZM216 81H218V80H216ZM237 81H238V80H237ZM22 82H21V83H22ZM31 82H32V81H31ZM59 82H60V81H59ZM61 82L64 83V81H61ZM61 82H60V83H61ZM71 82H72V81H71ZM88 82H89V81H88ZM99 82H98V83H99ZM117 82H119V81H117ZM122 82H123V81H122ZM146 82H147V81H146ZM153 82H154V81H153ZM158 82H160V80H158L157 83H158ZM167 82H168V81H167ZM174 82H175V81H174ZM176 82H179V81L177 80ZM176 82H175V84H176ZM191 82H192V81H191ZM199 82H200V81H199ZM201 82H202V81H201ZM201 82H200V83H201ZM208 82H210V81H208ZM211 82H212V81H211ZM233 82H234V81H233ZM241 82H242V80H241ZM21 83H20V84H21ZM23 83H24V82H23ZM35 83H36V82L34 81V84H35ZM52 83H53V82H52ZM78 83H79V82H78ZM81 83H82V81H81ZM90 83H92V82H90ZM100 83H101V82H100ZM104 83H103V84H104ZM124 83H125V82H124ZM141 83H142V82H141ZM141 83H140V84H141ZM163 83H165V80L163 81ZM169 83H170V82H169ZM171 83H173V82H171ZM183 83H184V81L182 82V84H183ZM244 83H245V82H244ZM260 83H261V82H260ZM262 83H263V82H262ZM14 84H15V83H14ZM26 84H27V83H26ZM29 84H31V83H29ZM34 84H33V86H30V87H32V88L34 87V88H35V87H36V86H35L36 84H35V85H34ZM53 84H54V83H53ZM56 84H57V83H56ZM106 84H107V83H106ZM109 84H110V83H109ZM140 84H139V85H140ZM145 84H146V83H145ZM145 84H144V85H145ZM150 84H151V86H152V83H150ZM158 84H159V83H158ZM160 84H162V83H160ZM185 84H186V83H184V86H185ZM197 84H199V83H197ZM214 84H215V83H214ZM253 84H254V83H253ZM257 84H258V83H257ZM257 84H256V85H257ZM10 85H12V84H10ZM18 85H19V84H18ZM23 85H24V84H23ZM39 85H40V86H39ZM39 85H38V83H37V87H38V86L41 87V84H39ZM49 85L51 86V83H50V82H49ZM60 85H61V84H60ZM77 85H79V84H77ZM85 85H86V84H85ZM96 85H97V84H96ZM98 85H99V84H98ZM107 85H108V84H107ZM115 85H116V82H115ZM125 85H126V83L124 84V86H125ZM128 85H129V84H128ZM128 85H126V86H128ZM173 85H174V84H173ZM173 85H171V84L169 85V84H168V86H170V87L173 86ZM179 85H180V84H179ZM189 85H190V84H189ZM192 85H194L193 82H192ZM201 85H202V83H201ZM206 85H207V84H206ZM217 85H219V84H217ZM237 85H238V84H237ZM241 85H242V84H241ZM241 85H240V86H241ZM258 85H259V84H258ZM8 86H9V85H8ZM80 86H82V85H79V86H77V87L79 88ZM89 86H90V85H89ZM94 86H95V85H94ZM94 86H93V87H94ZM105 86H106V85H105ZM105 86H104L103 88H105ZM126 86H125V87H126ZM129 86H130V85H129ZM164 86H165V85H164ZM207 86H208V85H207ZM6 87H7V86H6ZM11 87H12V91H13V86H11ZM22 87H23V86H22ZM22 87H20V88H22ZM27 87H29V86L27 85L26 88L24 87V90L28 89ZM60 87H61V86H60ZM74 87H75V86H74ZM77 87H76L75 89H78ZM107 87H108V86H107ZM116 87H117V86H116ZM116 87L114 86L115 89H118V88H116ZM132 87H133V86H132ZM132 87H130V88L132 89ZM135 87H136V86H135ZM147 87H148V85H147ZM162 87H163V84H162ZM182 87H183V86H182ZM191 87H192V86H191ZM191 87H190V88H191ZM193 87H194V86H193ZM201 87H202V86H201ZM230 87H231V86H230ZM238 87H239V86H238ZM241 87H242V86H241ZM251 87H252V86H251ZM253 87H254V86H253ZM257 87H258V86H257ZM7 88H9V87H7ZM55 88H56V86H55ZM71 88H72V87H71ZM80 88H82V87H80ZM85 88H86V87H85ZM95 88H97V87H95ZM99 88H100V86H99ZM119 88H121V87H119ZM123 88H124V87H123ZM126 88H127V87H126ZM133 88H134V87H133ZM140 88H141V87H140ZM145 88H146V87H144V89H145ZM156 88H157V86H156ZM158 88H161V87L158 86ZM173 88H174V87H173ZM176 88H177V87H176ZM178 88H179V87H178ZM195 88H197V87H195ZM198 88H199V87H198ZM202 88H203V87H202ZM207 88H208V87H207ZM213 88H214V87H213ZM215 88H216V87H215ZM222 88H223V87L220 88V89H221L220 91H223V90H224V89H222ZM259 88H260V87H259ZM259 88L256 89V90H259ZM48 89H49V87H48ZM67 89H68V88H67ZM82 89L84 90V88H82ZM109 89H110V88H109ZM109 89H108V90H109ZM121 89H122V88H121ZM121 89H120V90H121ZM168 89H169V88H168ZM171 89H172V88H171ZM179 89H180V88H179ZM226 89H227V88H226ZM241 89H242V88H241ZM253 89H254V88H253ZM261 89H262V87H261ZM3 90H4V88H3ZM6 90H7V89H6ZM6 90H5V91H6ZM14 90H15V89H14ZM17 90H18V87H17ZM30 90H31V88H30ZM39 90H41V88H39ZM65 90H66V88H65ZM73 90H74V89H73ZM73 90H71V92H72ZM79 90H80V89H79ZM89 90H90V89H89ZM92 90H93V89H92ZM108 90H107V88H106V92H109ZM122 90H123V89H122ZM122 90H121V91H122ZM135 90H136V89H135ZM135 90L133 89V91H135ZM153 90H154V89L152 88V91H153ZM155 90H156V89H155ZM155 90H154V91H155ZM160 90H161V89H160ZM163 90H166V89H163ZM172 90H173V89H172ZM172 90H171V91H172ZM174 90H175V89H174ZM177 90H178V89H177ZM182 90H183V89H182ZM191 90H192V89H191ZM195 90H196V89H195ZM205 90H206V89H205ZM218 90H219V89H218ZM242 90H243V89H242ZM248 90H249V89H248ZM251 90H252V89H251ZM5 91H4V92H5ZM8 91L10 92V90H8ZM18 91H19V90H18ZM77 91H78V90H77ZM80 91H81V90H80ZM93 91H94V90H93ZM128 91H129V90H128ZM128 91H127V93H128ZM131 91H132V90H131ZM138 91H140V90L138 89ZM149 91H151V90H149ZM161 91H162V90H161ZM171 91H168V92H171ZM178 91H179V90H178ZM178 91H177V92H178ZM199 91H200V90H199ZM225 91H226V90H225ZM229 91H230V90H229ZM0 92H1V91H0ZM20 92H21V91H20ZM20 92H18V94H20ZM29 92H30V91H29ZM29 92H28V93H29ZM46 92H47V91H46ZM65 92H66V91H65ZM78 92H79V91H78ZM82 92H84V91H82ZM87 92H88V91H87ZM97 92H98V91H97ZM101 92H103V91L101 90L100 93H101ZM112 92H114V90H112ZM112 92H111V93H112ZM123 92L125 93V91H123ZM141 92H142V91H141ZM146 92H147V91H146ZM158 92H160L159 89H158ZM162 92H163V91H162ZM174 92H176V91H174ZM174 92H173V93H174ZM197 92H198V91H197ZM200 92H201V91H200ZM210 92H211V91H210ZM241 92H243V91H241ZM244 92H245V91H244ZM249 92H250V91H249ZM249 92H248V93H249ZM252 92H253V90H252ZM6 93H7V95L9 96V93H8V92H6ZM6 93H5V94H6ZM10 93H11V92H10ZM12 93H13V92H12ZM14 93H15V92H14ZM14 93H13V95H14ZM21 93H22V92H21ZM26 93H27V92H26ZM40 93H44V92H40ZM47 93H49V92H47ZM53 93H54V92H52L51 94H53ZM94 93H96V92L94 91ZM118 93H120V92H118ZM118 93H117V94H118ZM133 93H134V92H132V94L129 93V95H132V96H133L134 94H136V93H134V94H133ZM155 93H157V92H155ZM163 93H164V92H163ZM184 93H185V92H184ZM192 93H193V90H192ZM201 93H202V92H201ZM201 93H200V94H201ZM214 93H215V92H214ZM217 93H218V92H217ZM232 93H233V92H232ZM255 93H257V92L255 91ZM1 94H3V92H2ZM1 94H0V95H1ZM56 94H57V93H56ZM61 94H64V92H62ZM61 94H60V95H61ZM115 94H116V92H115ZM120 94L122 95V93H120ZM137 94H138V93H137ZM137 94H136V95H137ZM141 94H142V93H141ZM143 94H144V92H143ZM147 94H148V93H147ZM169 94H170V93H169ZM174 94H175V93H174ZM174 94H172L173 96L171 95V96L173 97V99H174ZM180 94H181V95H184V96L186 97V95H185L186 93L183 94V91H182ZM180 94H179V95H180ZM187 94H189V93H187ZM193 94H194V93H193ZM198 94H199V93H198ZM200 94H199V96H200ZM233 94H235V93H233ZM244 94H245V93H244ZM246 94H247V93H246ZM252 94H253V93H252ZM252 94H251V96H252ZM3 95H4V94H3ZM3 95H2V97H3ZM16 95H17V93H16ZM69 95H71V94H69ZM74 95H75V94H74ZM78 95H79V94H78ZM90 95H91V94H90ZM90 95L88 96V98L90 97ZM97 95H98V94H97ZM100 95H101V94H100ZM105 95H107V94L105 93ZM108 95H110V94L108 93ZM139 95H140V94H139ZM139 95H138V96H139ZM156 95H158V93H157ZM164 95H165V94H164ZM189 95H190V94H189ZM226 95H227V91H226ZM255 95H256V94H255ZM5 96H6V95H5ZM5 96H4V97H5ZM11 96H12V95H11ZM20 96H21V95H20ZM20 96H19V97H20ZM24 96H25V95H24ZM44 96H45V93H44ZM46 96H48V94H47ZM46 96H45V97H46ZM55 96H56V95H55ZM65 96H66V95H65ZM84 96H85V95H84ZM91 96H92V95H91ZM112 96H113V95H112ZM116 96H117V95H116ZM116 96L114 95V97H116ZM124 96H126V95H124ZM134 96H135V95H134ZM138 96H135V97L138 98ZM144 96H145V95H143L142 97H144ZM146 96H147V95H146ZM152 96H153V97H156V96H154V93H153ZM158 96H159V95H158ZM158 96L156 97L157 99H158ZM195 96H196V94H195ZM202 96H203V94H202L200 97H202ZM205 96H206V95H205ZM205 96H204V97H205ZM207 96H209V95L207 94ZM211 96H212V95H211ZM218 96H219V94H218ZM218 96H217V97H218ZM39 97H40V94H39ZM42 97H43V96H41L40 98H42ZM49 97H50V95H49ZM79 97L81 98V95H80ZM85 97H86V96H85ZM94 97H95V96H94ZM101 97H102V96H101ZM103 97H104V96H103ZM103 97H102V98H103ZM110 97H111V96H110ZM110 97H109V98H110ZM114 97H113V98H114ZM169 97H170V96H169ZM169 97H167V98H169ZM175 97H176V96H175ZM209 97H210V96H209ZM220 97H221V96H220ZM237 97H238V96H237ZM239 97H240V96H239ZM244 97H245V96H244ZM7 98H8V97H7ZM20 98H21V97H20ZM40 98H39V99H40ZM43 98H44V97H43ZM55 98H57V97H55ZM72 98H73V96H72ZM90 98H91V97H90ZM117 98H118V97H116V99H117ZM119 98H120V97H119ZM121 98H122V97H121ZM121 98H120V100H122ZM123 98H124V97H123ZM145 98H146V97H145ZM149 98H150V97H148V99H149ZM162 98H163V97H162ZM162 98H159L158 100H161ZM170 98H171V97H170ZM176 98H177V97H176ZM187 98H188V96H187ZM189 98H191V95H190ZM192 98H193V96H192ZM197 98H198V97H197ZM205 98H206V97H205ZM215 98H216V97H215ZM245 98H246V97H245ZM250 98H251V97H250ZM254 98H256V96H255ZM9 99H10V98H9ZM22 99H26V98H22ZM31 99H33V98H31ZM44 99H47V98H44ZM60 99H62V98H60ZM66 99H67V97H66ZM68 99H69V97H68ZM76 99H78V98H76ZM81 99H82V100H85L84 98H81ZM86 99H87V97H86ZM129 99H130V97H129ZM129 99H127V100L130 102L131 99H130V100H129ZM133 99H134V97H133ZM141 99H142V98H141ZM163 99H164V98H163ZM184 99H185V98H184ZM206 99H207V98H206ZM227 99H228V98H227ZM251 99H252V98H251ZM256 99H257V98H256ZM256 99H255V100H256ZM1 100H3V98H2ZM4 100H5V99H4ZM36 100H37V99H36ZM70 100H71V99L68 100L69 103H70ZM73 100L76 101L74 98H73ZM78 100H79V99H78ZM88 100H89V99H88ZM94 100H95V99H94ZM98 100H99V99H98ZM107 100H108V99H106V101H103V102H107ZM143 100H145V99L143 98ZM151 100H152V99H151ZM166 100H167V99H166ZM168 100H171V99H168ZM176 100H177V99H176ZM187 100H188V99H187ZM193 100H194V99H193ZM193 100L191 101V99H190L189 101H191V102L193 103V102H194ZM202 100H203V98H202ZM207 100H208V99H207ZM215 100H217V99H215ZM229 100H230V99H229ZM237 100H239V99H237ZM6 101H9V100H6ZM30 101H31V100H30ZM44 101H45V100H44ZM56 101H57V100H56ZM59 101H60V100H59ZM96 101H97V100H96ZM99 101H100V100H99ZM99 101L96 102V103L98 104ZM116 101H117V100H116ZM123 101H124V100H123ZM131 101H132V100H131ZM155 101H156V100H155ZM163 101H165V99H164ZM163 101H162V102H163ZM204 101H205V100H204ZM210 101H212V100L210 99ZM213 101H214V98H213ZM220 101H222V99H221ZM223 101H224V100H223ZM250 101H251V100H250ZM4 102H5V101H4ZM33 102H34V101H33ZM50 102L53 103L52 100H51ZM71 102H72V101H71ZM80 102H81V101H80ZM100 102H101V101H100ZM108 102H109V100H108ZM108 102L105 103V104L108 105V106L106 105L107 107H109ZM124 102H125V101H124ZM142 102H143V101H141V103H142ZM148 102H150V100H148ZM152 102H153V101H152ZM152 102H151V105H152ZM156 102H159V101H156ZM228 102H229V101H228ZM231 102H232V101H231ZM240 102L242 103L243 101H240ZM254 102H255V101H253V103H254ZM256 102H257V101H256ZM256 102H255V103H256ZM2 103H3V102H2ZM9 103H10V102H9ZM12 103H13V102H12ZM12 103H11V104H12ZM14 103H15V102H14ZM16 103H19V102H16ZM22 103H23V102H22ZM28 103H29V102H28ZM34 103H36V102H34ZM59 103L61 104V102H59ZM74 103H75V102H73V104H74ZM77 103H78V101H77ZM85 103H86V101H85ZM90 103H91V101L89 102V104H90ZM121 103H122V101H121ZM145 103H146V102H145ZM173 103H174V102L171 103V107L174 106V105L172 106ZM177 103H178V102H176V104H177ZM181 103H182V100H181ZM183 103H184V102H183ZM192 103H191V104H192ZM215 103H216V101H215ZM253 103H252V104H253ZM255 103H254V105H255ZM0 104H1V103H0ZM5 104H6V103H5ZM30 104H31V103H30ZM30 104H29V105H30ZM45 104H46V103H45ZM47 104H49V103H47ZM78 104H79V103H78ZM82 104L84 105V103H82ZM130 104H131V102H130ZM135 104H136V103H135ZM135 104H134V105H135ZM143 104H144V103H143ZM157 104H158V103H157ZM159 104H161V103H159ZM165 104H167V103H165ZM169 104H170V103H169ZM174 104H175V103H174ZM178 104H179V103H178ZM199 104H200V103H199ZM209 104H210V103H209ZM220 104H221V103H220ZM229 104H230V103H229ZM3 105H4V104H3ZM16 105H17V104H16ZM38 105H39V104H38ZM42 105H43V104H42ZM58 105H59V104H58ZM71 105H72V103H71ZM86 105H87V104H86ZM99 105L101 106V103H99L98 106H99ZM111 105H112V104H111ZM117 105H118V104H117ZM124 105H125V104H124ZM141 105H142V104H141ZM149 105H150V104H149ZM149 105H148V106H149ZM151 105H150V106H151ZM183 105H184V104H183ZM185 105H188V104H185ZM189 105H190V103H189ZM197 105H198V104H197ZM203 105H204V103H203ZM217 105L219 106V104H217ZM237 105H238V104H237ZM249 105H250V104H249ZM7 106H9V105H7ZM39 106H41V105H39ZM49 106L51 107L52 105H49ZM54 106H55V108H57L56 105H54ZM61 106H62V105H61ZM77 106H78V105H77ZM84 106H85V105H84ZM84 106H83V107H84ZM91 106H93V105H92V104L89 105V106L87 105V107H91ZM122 106H123V105H122ZM143 106H144V105H143ZM153 106H154V105H153ZM155 106H156V105H155ZM159 106H160V105H159ZM163 106H164V105H163ZM181 106H182V105H181ZM190 106H191V105H190ZM190 106H189V107H190ZM208 106H209V105H208ZM239 106H240V105H239ZM244 106H245V105H244ZM244 106H241V107H244ZM246 106H247V105H246ZM252 106H253V105H252ZM15 107H16V106H15ZM17 107H18V105H17ZM34 107L36 108L35 105H34ZM52 107H53V106H52ZM69 107H70V106H69ZM112 107H116V106L113 105ZM126 107H128V106H126ZM151 107H152V106H151ZM175 107H176V106H175ZM175 107H173V108H175ZM178 107H179V105H178ZM183 107H184V106H183ZM194 107H195V106H194ZM209 107H210V106H209ZM254 107H255V106H254ZM254 107H253V108H254ZM1 108H3V110L5 111L4 107H1ZM6 108H7V107H6ZM8 108H9V107H8ZM13 108H14V107H13ZM23 108L26 109L25 106H23ZM23 108H21V109L23 110ZM28 108H29V107H28ZM30 108H31V107H30ZM40 108H41V107H40ZM44 108H45V107H44ZM62 108L64 109V107H62ZM67 108H68V106H67ZM105 108H106V107H105ZM105 108H104V109H105ZM140 108H141V107H140ZM140 108L138 107V109H140ZM162 108H163V107H162ZM162 108H161V109H162ZM165 108H166V107H165ZM181 108H182V107H181ZM186 108H187V107H186ZM186 108H184V111L186 110ZM197 108H199V107H197ZM214 108H215V107H214ZM214 108H213V110H214ZM257 108H258V106H257ZM10 109H11V106H10ZM42 109H43V107L40 109L41 112H43ZM49 109H50V108H49ZM53 109H54V108H53ZM59 109H60V107H59ZM63 109H62V110H63ZM99 109H100V108H99ZM108 109H110V108H108ZM117 109H119V108H117ZM121 109H123V108H121ZM121 109H120V110H121ZM131 109H132V108H130V111H132ZM136 109H137V108H136ZM145 109H146V108H145ZM148 109H149V108H148ZM159 109H160V108H159ZM187 109H188V108H187ZM195 109H196V108H195ZM211 109H212V107H211ZM220 109H221V108H220ZM261 109H262L261 107L258 108V111H260ZM11 110H13V109H11ZM14 110H15V108H14ZM14 110H13V112H14ZM17 110H18V109H17ZM50 110H51V109H50ZM50 110H49V111H50ZM110 110H111V109H110ZM113 110H115V108H113ZM155 110H156V109H155ZM167 110H168V108H167ZM188 110H189V109H188ZM188 110H187V111H188ZM191 110H194V109H191ZM196 110H197V109H196ZM203 110H204V109H203ZM207 110H208V108H207ZM218 110H219V109H218ZM222 110H223V109H222ZM244 110H247V108L245 107ZM254 110H255V109H254ZM263 110H264V108H263ZM38 111H39V107H38ZM38 111H37V112H38ZM45 111H46V110H45ZM55 111H56V110H55ZM63 111H64V110H63ZM63 111H62V113H63ZM88 111H89V110H88ZM92 111H93V110H92ZM94 111H95V110H94ZM101 111H104V110H101ZM121 111L123 112V110H121ZM138 111L140 112V110H138ZM138 111H137V112H138ZM141 111H142V109H141ZM149 111H150V110H149ZM179 111H180V110H179ZM200 111H201V110H200ZM219 111H220V110H219ZM247 111H249V108H248ZM10 112H11V111H10ZM19 112H20V111H19ZM21 112H24V111H21ZM25 112H26V114H24V115L28 116L29 113H30V110H29L28 112H27V110H26ZM37 112H35V113H37ZM59 112H60V111H59ZM75 112H76V108H75ZM78 112H79V110H78ZM96 112H97V111H96ZM110 112H111V111H110ZM114 112H115V111H114ZM114 112H113V114H114ZM122 112H120V115H121ZM132 112H133V115H136V114H134V110H133ZM137 112H135V113H137ZM170 112L173 113L172 111H170ZM191 112H192V111H191ZM256 112H257V111H256ZM261 112L263 113L262 110H261ZM261 112H260V113L257 112L256 114H257V115H260ZM1 113H2V112H1ZM14 113H15V112H14ZM16 113H17V111H16ZM38 113H40V112H38ZM47 113H50V112H46V114H47ZM51 113H53V112H51ZM68 113H69V111H68ZM89 113H90V111H89ZM99 113H100V111H99ZM104 113H106V111H105ZM124 113H125V112H124ZM127 113H129V112H127ZM153 113H154V112H153ZM250 113H252V112H250ZM7 114H8V113H7ZM10 114H11V113H10ZM22 114H23V113H22ZM41 114H42V113H41ZM41 114H40V115H41ZM57 114H58V112H57ZM72 114H73V113H72ZM77 114H79V113H77ZM166 114H167V113H166ZM184 114H186V113H184ZM184 114H183V115H184ZM193 114H195V113H193ZM252 114H253V113H252ZM0 115H1V114H0ZM4 115H5V114H4ZM17 115H18V114H17ZM17 115H16V116H17ZM34 115H35V114H34ZM37 115H38V114H37ZM37 115H36V116H37ZM62 115H64V113H63ZM66 115L68 116V114H66ZM93 115H95V114L93 113ZM107 115H108V114H107ZM109 115H110V114H109ZM117 115H118V114H117ZM139 115H140V114H139ZM148 115H149V112H148ZM161 115H162V114H161ZM161 115H159V116H161ZM163 115H164V114H163ZM167 115H168V114H167ZM249 115H251V114H249ZM26 116H25V117H26ZM30 116H31V115H30ZM30 116H29V117H30ZM54 116H55V115L53 114V117H54ZM75 116H77V115H75ZM79 116H80V115H79ZM91 116H92V115H91ZM98 116H99V115H98ZM98 116H96V117H97L98 120H99V117H98ZM118 116H119V115H118ZM126 116H128V115L126 114ZM137 116H138V114H137ZM146 116H147V115H146ZM146 116H145V118H146ZM179 116H180V115H179ZM179 116H177V117L180 119L181 116H180V117H179ZM186 116H187V115H186ZM12 117H14V116L12 115ZM12 117H11V118H12ZM22 117H23V116H22ZM25 117H24V118H25ZM31 117H32V116H31ZM34 117H35V116H34ZM37 117H39V115H38ZM63 117H64V116H63ZM63 117H62V118H63ZM80 117H81V116H80ZM103 117H104V116H103ZM108 117H109V116H108ZM113 117H114V116H113ZM116 117H117V116H116ZM122 117H124V116H122ZM139 117H140V116H139ZM151 117H152V116H151ZM162 117H164V116H162ZM175 117H176V116H175ZM260 117H261V116H260ZM5 118H7V117H5ZM9 118H10V117H9ZM35 118H36V117H35ZM41 118H42V115H41ZM59 118H60V117H59ZM78 118H79V117H78ZM84 118H85V117H84ZM84 118H83V120H85ZM106 118H107V117H106ZM109 118H110V117H109ZM120 118H121V116H120ZM135 118H136V117H135ZM153 118H155V117H153ZM156 118H157V117H156ZM166 118H167V117H166ZM182 118H183V117H182ZM252 118H258V117H253V116H252ZM0 119H1V116H0ZM13 119H14V118H13ZM13 119H12V120H13ZM15 119H18V116H17V118H15ZM22 119H23V118H22ZM26 119H28V118H26ZM29 119H30V118H29ZM36 119H37V118H36ZM53 119H55V118H53ZM68 119H69V118H68ZM111 119H112V118H111ZM126 119H128V118L126 117ZM126 119H125V121H126ZM140 119L143 121V117L140 118ZM151 119H152V118H151ZM170 119H171V118L169 117L168 120H170ZM261 119H262V118H261ZM3 120H4V119H3ZM10 120H11V119H10ZM20 120H21V119H20ZM32 120H33V118H32ZM91 120H93V119H91ZM94 120H95V119H94ZM102 120H103V119H102ZM115 120H116V119H115ZM132 120H134V118H133ZM159 120H161V119H159ZM176 120H177V119H176ZM176 120H175V121H176ZM263 120H264V119H263ZM263 120H262V121H263ZM8 121H9V120L7 119V122H8ZM14 121H15V120H14ZM23 121H24V120H23ZM28 121H29V120H28ZM35 121H36V120H35ZM50 121H52V120H50ZM55 121H56V120H55ZM60 121H62V120H60ZM95 121H96V120H95ZM116 121H117V120H116ZM118 121L120 122L119 119H118ZM122 121H123V120H122ZM125 121H124V122H125ZM144 121H145V120H144ZM147 121L149 122V120H147ZM157 121H158V120H157ZM163 121H164V120H163ZM170 121H172V119H171ZM1 122H2V120H1ZM3 122H4V121H3ZM9 122L11 123V121H9ZM17 122H18V121L16 120L15 123H17ZM26 122H27V120H26ZM33 122H34V120H33ZM36 122H38V121H36ZM44 122H45V121H44ZM47 122H48V121H47ZM89 122H90V121H89ZM101 122H103V121H101ZM106 122H108V120H107ZM113 122H114V120H113ZM124 122H123V123H124ZM137 122H139V120H136V124H139V123H137ZM140 122H141V121H140ZM159 122H160V121H159ZM161 122H162V121H161ZM177 122H178V121H177ZM5 123H6V122H5ZM19 123H21V122H19ZM19 123H18V124H19ZM30 123H31V120H30ZM97 123H98V122H97ZM116 123H117V122H116ZM120 123H121V122H120ZM127 123H130V122H127ZM127 123H126V124H127ZM141 123H142V122H141ZM143 123H144V122H143ZM143 123H142V124H143ZM145 123H146V122H145ZM155 123H156V122H155ZM164 123H165V122H164ZM168 123H169V122H168ZM33 124H34V123H33ZM40 124H41V123H40ZM60 124H61V123H60ZM72 124H73V123H72ZM88 124H89V123H88ZM91 124H92V121H91ZM134 124H135V123H134ZM147 124H148V123H147ZM149 124H150V122H149ZM156 124H157V123H156ZM170 124H171V123H170ZM21 125H22V123H21ZM23 125H24V123H23ZM58 125H59V124H58ZM96 125H97V124H96ZM96 125H94V126H96ZM100 125L103 126L102 124H100ZM110 125H111V123H110ZM112 125L115 126L114 124H112ZM117 125H118V123H117ZM119 125H120V124H119ZM130 125H132V124H130ZM130 125H129V126H130ZM163 125H164V124H163ZM165 125H166V124H165ZM165 125H164V126H165ZM172 125H173V124H172ZM175 125H176V124H175ZM177 125H178V124H177ZM5 126H6V125H5ZM31 126H32V125H31ZM33 126H34V125H33ZM49 126H50V125H49ZM55 126H56V125H55ZM107 126H108V124H107ZM136 126H138V125H136ZM144 126L146 127L145 124H144ZM148 126H150V125H148ZM167 126H169V125L167 124ZM6 127H7V126H6ZM8 127H10V126H8ZM8 127H7V128H8ZM15 127H16V126H15ZM28 127H30V126H27L26 128H28ZM70 127H71V125H70ZM89 127H90V126H89ZM110 127H111V126H109V128H110ZM122 127H123V126H121V128H122ZM142 127H143V126H142ZM152 127H153V126H152ZM154 127H155V126H154ZM160 127H163V126H160ZM7 128H6V129H7ZM13 128H14V127H13ZM35 128H36V126H35ZM40 128H41V130L43 129L42 126H41ZM86 128H87V127H86ZM95 128H98V127H95ZM119 128H120V127H118V129H119ZM131 128H132V127H131ZM131 128H130V129H131ZM134 128H136V127H134ZM137 128H139V126H138ZM168 128H169V127H168ZM168 128H167V129H168ZM170 128H171V127H170ZM3 129H4V128H3ZM10 129H12V128H10ZM16 129H19V128H16ZM21 129H22V128H21ZM51 129H52V128H51ZM115 129H116V128H115ZM124 129H127L126 126L124 127ZM124 129H123V130H124ZM130 129H129L128 132H130V131L132 132V130H130ZM144 129H145V128H144ZM175 129H176V128H175ZM8 130H9V129H8ZM26 130H27V129H26ZM33 130H34V129H33ZM35 130H36V129H35ZM103 130H104V131H103V134H105L104 132H105V130H107V129H103ZM109 130H111V129H109ZM109 130H107V131H109ZM123 130H121V132H122ZM139 130H140V129H139ZM146 130H148V129H146ZM157 130H158V129H157ZM157 130H154L153 133H154L155 131H157ZM169 130H170V129H169ZM9 131H10V130H9ZM13 131H14V130H13ZM30 131H31V130H29V133H31ZM38 131H39V129L37 130V132H38ZM43 131H44V130H43ZM43 131H42V132H43ZM45 131H46V130H45ZM96 131H99V130H96ZM100 131H101V130H100ZM117 131L119 132V130H117ZM126 131H127V130H126ZM134 131H135V130H134ZM140 131H141V130H140ZM144 131H145V130H143L142 132H144ZM164 131H165V129H164ZM167 131H168V130H167ZM172 131H176V130H173V129H172ZM23 132H24V131H23ZM32 132H33V131H32ZM42 132H41V134H42ZM49 132H50V131H49ZM49 132H48V133H49ZM57 132H58V131H57ZM80 132H81V131H80ZM101 132H102V131H101ZM101 132H100V133H101ZM109 132H110V131H109ZM109 132H107V133L109 134ZM112 132L115 133L116 131L114 130V131H112ZM124 132H125V131H124ZM136 132H137V130H136ZM142 132H141V134H142ZM4 133H6V132H4ZM9 133H10V132H9ZM65 133H66V132H65ZM93 133H94V132H93ZM100 133H98V135H99ZM107 133L104 135V137L107 135ZM113 133H112V134H113ZM116 133H117V132H116ZM133 133H134V132H133ZM145 133H146V132H145ZM145 133H143V134H145ZM147 133H148V131H147ZM158 133H160V132H158ZM162 133H165V132H162ZM166 133H168V132H166ZM166 133H165L164 136L167 135ZM169 133H170V131H169ZM7 134H8V133H7ZM22 134H24V133H22ZM56 134H57V133H56ZM83 134L85 135V133H83ZM91 134H92V132H91ZM95 134H96V133H95ZM119 134L121 135V134H123V133H120V132H119ZM125 134H126V132H125ZM130 134H131V133H130ZM134 134H136V133H134ZM172 134H173V133H172ZM174 134H175V133H174ZM5 135H6V134H5ZM27 135H28V134H27ZM32 135H33V134H32ZM37 135H38V134H37ZM42 135H43V134H42ZM51 135H52V134H51ZM51 135H50V136H51ZM110 135H111V134H110ZM110 135H109V136H110ZM114 135H115V134H114ZM126 135H127V134H126ZM126 135H125V136H126ZM160 135H161V134H160ZM175 135H178V134L176 133ZM175 135H174V136H175ZM54 136H55V135H54ZM56 136H57V135H56ZM82 136H83V135H82ZM95 136H96V135H95ZM122 136H123V135H122ZM130 136L132 137V134H131ZM138 136H139V135H138ZM138 136H137V137H138ZM148 136H149V135H148ZM148 136H146V137H148ZM150 136H151V135H150ZM15 137H16V136H15ZM19 137H20V136H19ZM22 137H23V136H22ZM30 137L32 138L31 135H30ZM30 137H29V138H30ZM34 137H35V136H34ZM41 137H44V136H41ZM58 137H59V136H58ZM58 137H57V138H58ZM61 137H62V136H61ZM61 137H60V139H62ZM72 137H73V136H72ZM84 137L86 138L87 136L85 135ZM84 137H83V138H84ZM92 137H93V136H92ZM104 137H103V138H104ZM118 137H119V136H118ZM118 137H117V138H118ZM134 137H135V136H134ZM143 137H144V136H143ZM155 137H156V136H155ZM155 137H154V138H155ZM168 137H169V135L165 137V138H167V140H164V141H168V139H169ZM177 137H178V136H177ZM179 137H180V135H179ZM20 138H21V137H20ZM25 138H27V137H25ZM47 138H49V137H47ZM70 138H71V137H70ZM100 138H101V136H100ZM111 138H114V136H112ZM111 138H110V139H111ZM123 138H125V137H123ZM138 138H139V137H138ZM141 138H142V137H141ZM165 138L163 137V139H165ZM170 138H172V137H170ZM6 139H7V137H6ZM14 139H15V138H14ZM34 139H35V138H34ZM39 139H40V138H39ZM39 139H38V140H39ZM60 139L57 140V141H60ZM66 139H67V138H66ZM71 139H72V138H71ZM74 139L77 140V138H74ZM145 139H146V138H145ZM147 139H148V138H147ZM155 139H156V138H155ZM161 139H162V138H161ZM161 139H160V140H161ZM11 140H12V139H11ZM16 140H19V138L16 139ZM22 140H24V139H22ZM54 140H55V139H54ZM68 140H70V139H68ZM112 140H113V139H112ZM133 140H134V138H133ZM172 140H173V139H172ZM176 140H177V139H176ZM176 140H174V141H176ZM178 140H179V139H178ZM26 141H27V139H26ZM29 141H30V140H29ZM41 141H42V140H41ZM46 141H47V140H46ZM71 141H72V140H71ZM74 141H75V140H74ZM82 141L84 142V140H82ZM109 141H111V140H109ZM117 141H118V139H117ZM119 141H120V139H119ZM140 141H142V140H140ZM143 141H144V139H143ZM150 141H151V140H149V141H147V142H150ZM164 141H163V142H164ZM169 141H170V140H169ZM201 141H202V140H201ZM11 142H12V141H11ZM15 142H16V141H15ZM21 142H22V141H21ZM35 142H36V141H35ZM77 142H79V141H77ZM83 142H82V143H83ZM87 142H88V141H87ZM114 142H115V141H114ZM135 142H136V141H135ZM156 142H157V141H156ZM159 142H160V141H159ZM180 142H181V141H180ZM196 142H198V141H196ZM199 142H200V141H199ZM25 143H26V142H25ZM32 143H33V142H31L30 144H32ZM40 143H42V142H40ZM43 143H44V142H43ZM45 143H46V142H45ZM91 143H92V142H91ZM107 143H109V142H107ZM112 143H113V142H112ZM127 143H130V144H128V145H131V142H128V141H127ZM153 143H154V142H151V144H153ZM160 143H162V142H160ZM172 143H173V142H172ZM181 143H182V142H181ZM19 144H20V143H19ZM27 144H29V143H27ZM52 144H53V143H52ZM52 144H51V145H52ZM83 144H86V143L84 142ZM133 144H134V143H133ZM136 144H138V143H136ZM140 144H141V143H140ZM142 144H143V143H142ZM149 144H150V143H149ZM184 144H185V142H184ZM54 145H55V144H54ZM64 145H65V144H64ZM64 145H62V146L60 145V146L63 147ZM71 145H72V144H71ZM74 145H75V142H74ZM87 145H88V143H87ZM89 145H92V144H89ZM100 145H101V144H100ZM110 145H112V144L110 143ZM146 145H148V144H145V147H146ZM167 145H168V144H167ZM175 145H176V142H175ZM178 145H179V144H178ZM178 145H177V146H178ZM196 145H197V144H195V146H196ZM14 146H15V145H14ZM16 146H17V145H16ZM16 146H15V147H16ZM23 146H24V145H23ZM27 146H29V145H27ZM72 146H73V145H72ZM97 146H98V145H97ZM112 146H113V145H112ZM133 146H134V145H133ZM135 146H136V145H135ZM138 146H140V145L138 144ZM161 146H162V145H161ZM163 146H164V145H163ZM165 146H166V145H165ZM165 146H164V148H167V147H165ZM169 146H170V145H169ZM173 146H174V145H173ZM177 146H176V147H177ZM191 146H192V145H191ZM29 147H30V146H29ZM29 147H28V148H29ZM77 147H79L78 144H77ZM81 147H82V146H81ZM91 147H93V146H91ZM102 147H103V146H102ZM104 147H108V149L111 150V148H109L110 146H108V145H107V146H104ZM136 147H137V146H136ZM142 147H143V145H142ZM145 147H144V148H145ZM154 147H155V145H154ZM157 147H159V146H157ZM176 147H175V148H176ZM179 147H180V146H179ZM181 147H182V146H181ZM183 147H185V146H183ZM186 147H187V149L192 150V149H190L188 146H186ZM18 148H19V147H18ZM20 148H21V147H20ZM41 148H42V147H41ZM67 148L69 149V148H71V147H68V146H67ZM79 148H80V147H79ZM87 148H88V147H87ZM127 148H128V147H127ZM150 148H151V147H150ZM173 148H174V147H173ZM173 148H172V149H173ZM191 148H192V147H191ZM61 149H62V148H61ZM68 149H67V150H68ZM125 149H126V148H125ZM125 149H124V150H125ZM128 149H129V148H128ZM145 149H146V148H145ZM158 149H159V148H158ZM185 149H186V148H185ZM11 150H12V149H11ZM13 150H14V149H13ZM29 150H30V148H29ZM29 150H28V151H29ZM63 150H65V149L63 148ZM70 150H71V149H69V151H70ZM72 150H73V149H72ZM75 150H76V149H75ZM80 150H81V148H80ZM87 150H88V149H87ZM122 150H123V149H122ZM131 150H132V149H130V151H131ZM169 150H171V148H170ZM169 150H168V151H169ZM173 150H174V149H173ZM177 150H178V149H177ZM177 150H176V151H177ZM182 150H184V148H182ZM182 150H180V151H182ZM195 150H196V149H195ZM195 150H194V148H193V151H195ZM19 151H21V150H19ZM77 151H78V150H77ZM111 151H113V150H111ZM126 151H128V150H126ZM134 151H135V150H134ZM187 151H188V150H187ZM32 152H34V151H32ZM47 152H48V151H47ZM66 152H67V151H66ZM81 152H82V151H81ZM81 152H79V153H81ZM109 152H110V151H109ZM171 152H172V151H171ZM200 152H201V151H200ZM200 152H199V153H200ZM57 153H58V152H57ZM72 153H74V152H72ZM76 153H78V152H76ZM88 153L91 154V152H89V150H88ZM124 153H125V152H124ZM126 153H127V152H126ZM129 153H130V152H129ZM129 153H128V154H129ZM132 153H133V152H132ZM132 153H130V155H131ZM174 153H175V152H174ZM176 153H178V151H177ZM21 154H23V153H21ZM31 154H32V153H31ZM35 154H36V153H35ZM64 154H65V153H64ZM93 154H94V152H93ZM93 154H92V155H93ZM100 154L104 156V154H102V153H100ZM100 154H99V155H100ZM109 154H112V153H109ZM113 154H114V153H113ZM136 154H137V153H136ZM138 154H139V153H138ZM167 154H169V153H167ZM190 154H192V152H190ZM190 154H189V156H190ZM26 155H27V154H26ZM33 155H34V154H33ZM45 155H46V154H45ZM58 155H59V154H58ZM65 155H66V154H65ZM65 155H64V156H65ZM79 155H80V154H79ZM81 155H82V154H81ZM84 155H85V154H84ZM99 155H98V157H99ZM107 155H108V154H107ZM115 155H116V154H115ZM117 155H118V153H117ZM120 155H121V154H120ZM122 155H123V154H122ZM184 155H185V154H184ZM187 155H188V153H186L185 156H187ZM192 155H193V154H192ZM198 155H200V154H198ZM39 156H40V155H39ZM47 156H48V155H47ZM54 156H55V154H54ZM75 156H76V155H75ZM93 156H94V155H93ZM93 156H92V157H93ZM113 156H114V155H113ZM123 156H125V154H124ZM133 156H134V154H133ZM133 156H132V157H133ZM136 156H137V155H136ZM165 156H166V155H165ZM228 156H229V155H228ZM26 157H27V156H26ZM28 157H29V156H28ZM28 157H27V160H26V161H28ZM34 157H35V156H34ZM37 157H38V156H37ZM50 157H51V156H50ZM72 157H73V156H72ZM72 157H71V158H72ZM84 157H87V158H88L87 155L84 156ZM130 157H131V156H130ZM138 157H139V156H138ZM140 157H141V156H140ZM140 157H139V158H140ZM142 157H143V156H142ZM142 157H141V158H142ZM180 157H181V156H180ZM233 157H234V156H233ZM20 158H21V157H20ZM30 158H31V156H30ZM41 158H42V160H43V156H42ZM46 158H47V157H46ZM54 158H55V157H53V159H54ZM78 158H79V157H78ZM89 158H90V157H89ZM89 158L87 159V162L89 161ZM127 158H128V157H127ZM127 158H126V159H127ZM169 158H171V157H169ZM177 158H178V157H177ZM185 158H186V157H185ZM37 159L39 160V158H37ZM37 159H36V160H37ZM49 159H51V158H49ZM60 159H61V158H60ZM60 159H59V161L63 160V159H61V160H60ZM64 159H65V158H64ZM66 159H68V158L66 157ZM76 159H77V158H76ZM104 159H105V158H104ZM106 159H107V157H106ZM108 159L111 160V158H108ZM121 159H122V157H121ZM121 159H120V160H121ZM123 159H124V158H123ZM134 159H135V158H134ZM134 159H133V160H134ZM145 159H146V158H145ZM160 159H161V158H160ZM181 159H182V157H181ZM30 160H31V159H30ZM44 160H45V159H44ZM55 160H56V159H55ZM68 160L71 161V162L73 161V160H70V159H68ZM77 160H78V159H77ZM80 160H81V159H80ZM84 160L86 161V158H84ZM84 160H83V158H82V161H80V162H84ZM92 160H93V159H92ZM101 160H102V158H101ZM101 160H100V162H101ZM120 160H118V161H120ZM128 160H129V159H128ZM131 160H132V159H131ZM176 160H177V159H176ZM247 160H248V159H247ZM46 161H48V160H46ZM64 161H65V160H64ZM64 161H62V162H64ZM93 161H94V160H93ZM96 161L98 162V160H96ZM118 161H117V163H118ZM125 161H126V160H125ZM160 161H162V160H160ZM160 161H159V162H160ZM177 161H178V160H177ZM182 161H183V160H182ZM28 162H29V161H28ZM32 162H33V161H32ZM35 162H36V161H35ZM39 162H40V161H39ZM42 162H43V161H42ZM73 162H74V161H73ZM105 162H106V161H105ZM107 162H109V161H107ZM127 162H128V161H127ZM127 162H125V163H127ZM168 162H169V161H168ZM26 163H27V162H26ZM43 163H45V161H44ZM65 163H66V162H65ZM74 163H75V162H74ZM84 163H85V162H84ZM101 163H102V162H101ZM112 163H114V162H112ZM119 163H120V162H119ZM125 163H124V164H125ZM136 163H137V160H136ZM165 163H167V161H166ZM36 164H37V163H36ZM39 164H40V163H39ZM54 164H55V163H54ZM77 164H78V163H77ZM79 164H80V163H79ZM134 164H135V163H134ZM138 164H139V163H138ZM140 164H141V162H140ZM161 164H162V162H161ZM0 165H1V163H0ZM27 165H29V163H27ZM47 165H48V164H47ZM51 165H52V164H51ZM57 165H58V164H57ZM72 165H73V164H72ZM86 165H87V164H86ZM177 165H178V164H176V166H177ZM227 165H228V164H227ZM22 166H23V165H22ZM22 166H21V167H22ZM29 166H31V165H29ZM41 166H42V164H41ZM60 166H61V165H60ZM78 166H79V165H78ZM88 166H89V165H88ZM88 166H86V168H88ZM114 166H115V165H114ZM137 166H138V165H137ZM171 166H174V164L172 163ZM176 166H175V167H176ZM256 166H257V165H256ZM48 167H49V166H48ZM62 167H64V164H63ZM65 167H67V166H65ZM68 167H69V165H68ZM80 167H81V166H80ZM82 167H83V166H82ZM179 167H181V166H179ZM227 167H228V166H227ZM238 167H239V166H238ZM253 167H254V166H253ZM23 168H24V167H23ZM33 168H34V167H33ZM33 168H32V169H33ZM36 168H37V167H36ZM72 168H73V167H72ZM72 168H71V169H72ZM99 168H100V167H99ZM113 168H116V167H113ZM160 168H161V167H160ZM228 168H230V166H229ZM2 169H3V168H2ZM21 169H22V168H21ZM27 169H28V167H27ZM65 169H67V168H65ZM71 169H70V170H71ZM77 169H78V168H77ZM84 169H85V168H84ZM97 169H98V168H97ZM109 169H110V168H109ZM168 169H169V168H168ZM173 169H175V168H173ZM176 169H177V167H176ZM176 169H175V170H176ZM183 169H184V168H183ZM183 169H182V170H183ZM40 170H41V169H40ZM61 170H62V169H61ZM74 170H75V169H74ZM74 170H73V171H74ZM85 170H87V169H85ZM110 170H112V168H111ZM117 170H118V169H117ZM179 170H180V169H179ZM229 170H230V169H229ZM25 171H26V170H25ZM30 171H31V170H30ZM30 171H29V173H30ZM36 171H38V169H37ZM43 171H44V170H43ZM58 171H59V170H58ZM71 171H72V170H71ZM76 171H77V170H76ZM78 171H80V170L78 169ZM82 171H83V170H82ZM93 171H94V170H93ZM107 171H108V170H107ZM0 172H1V170H0ZM4 172H5V171H3L2 174H4ZM8 172L10 173V170H9ZM8 172H6V173H8ZM51 172H53L52 169H51ZM64 172H65V171H64ZM68 172H70V171H68ZM89 172H90V171H89ZM98 172H99V171H98ZM103 172H104V171H103ZM105 172H106V170H105ZM131 172H132V171H131ZM20 173H21V172H20ZM29 173H28V174H29ZM32 173H34V172H31L30 174H32ZM40 173H43V172H40ZM49 173H50V172H49ZM49 173H47V174H49ZM53 173H54V172H53ZM56 173H57V171H56ZM62 173H63V172H62ZM62 173H61V174H62ZM76 173H78V172H76ZM82 173H85V172H82ZM86 173H88V172H86ZM189 173H190V172H189ZM191 173H192V172H191ZM232 173H233V170H232ZM13 174H14V173H13ZM15 174L17 175V173H15ZM15 174H14V175H15ZM23 174H24V173H23ZM23 174H22V175H23ZM37 174H38V173H36V175H37ZM65 174H67V172H66ZM65 174H64V175H65ZM112 174H113V173H112ZM18 175H19V174H18ZM54 175H55V174H54ZM67 175H69V174H67ZM85 175H86V174H85ZM89 175H91V174H89ZM103 175H104V174H103ZM109 175H110V174H109ZM113 175H115V174H113ZM113 175H112V176H113ZM185 175H186V174H185ZM33 176H35V175H33ZM58 176H59V175H58ZM69 176H71V175H69ZM75 176H76V174H75ZM78 176H79V174H78ZM116 176H118V174H117ZM1 177H2V176H1ZM3 177H5V176H3ZM10 177H11V176H10ZM25 177H26V176H25ZM37 177H39V176H37ZM40 177H42V176L40 175ZM59 177H61V176H59ZM118 177H119V176H118ZM118 177H117V178H118ZM239 177H240V176H239ZM241 177L243 178L242 175H241ZM7 178H9V177H7ZM7 178H6V179H7ZM11 178H12V177H11ZM17 178H18V177H17ZM17 178H13V180H14V179L16 180ZM61 178H62V177H61ZM63 178H64V177H63ZM67 178H68V177L66 176V179H67ZM83 178H84V177H83ZM181 178H182V177H181ZM1 179H2V178H1ZM32 179H36V178H32ZM45 179H46V175H45ZM54 179H55V178H54ZM56 179H57V177H56ZM58 179H60V178H58ZM70 179L72 180L73 178H70ZM112 179H113V177H112ZM3 180H4V179H3ZM11 180H12V179H11ZM23 180H24V179H23ZM39 180H40V179H39ZM61 180H62V179H61ZM68 180H69V179H68ZM93 180H95V179H93ZM134 180H135V179H134ZM180 180H181V179H180ZM9 181H10V180H9ZM16 181H18V179H17ZM19 181H20V180H19ZM43 181H45V180H43ZM59 181H60V180H59ZM65 181H66V180H65ZM84 181H85V180H84ZM95 181H96V180H95ZM95 181H94V183H95ZM118 181H119V179H118ZM233 181H234V179H233ZM4 182L7 183L6 180H5ZM12 182H13V181H12ZM21 182H24V181H21ZM21 182H20V183H21ZM28 182L31 183L32 181H27V183H28ZM33 182H34V181H33ZM40 182H41V181H40ZM54 182H55V181H54ZM61 182H62V181H61ZM68 182H69V181H68ZM90 182H92V181H90ZM107 182H108V181H107ZM110 182H112V181L110 180ZM215 182H216V181H215ZM47 183H48V181H47ZM84 183H86V185H88L87 182H84ZM169 183H170V182H169ZM171 183H173V182L171 181ZM4 184H5V183H4ZM16 184H18V183H16ZM16 184H15V185H16ZM23 184H24V183H23ZM23 184H22V185H23ZM37 184H38V183H37ZM55 184H57V181H56ZM73 184H74V182H73ZM95 184H96V183H95ZM124 184H125V183H124ZM154 184H155V183H154ZM173 184H174V183H173ZM236 184H237V183H236ZM7 185H10V184L8 183ZM13 185H14V183H13ZM24 185H25V184H24ZM24 185H23V186H24ZM35 185H36V184H35ZM35 185H34V186H35ZM45 185H46V184H44V186H45ZM51 185H52V184H51ZM59 185H60V184H59ZM59 185H58V186H59ZM84 185H85V184H84ZM89 185H90V184H89ZM89 185H88V186H89ZM97 185H98V184H96L95 186H97ZM103 185H104V184H102L101 186H102V187H108V185H107V186H103ZM105 185H106V183H105ZM164 185H167L166 187H168V183H166V184H164ZM212 185H214V184H212ZM19 186H20V184H19ZM70 186H71V184H70ZM115 186H116V185H115ZM115 186H114V187H115ZM117 186H118V184H117ZM122 186H123V185H122ZM170 186H172V185H170ZM31 187H32V186H31ZM40 187H41V186H40ZM82 187H83V186H82ZM90 187H91V186H90ZM119 187H120V186H119ZM163 187H164V186H163ZM163 187H162V188H163ZM25 188H26V187H25ZM41 188H42V187H41ZM46 188H47V187H46ZM70 188H71V187H70ZM79 188H81V187H79ZM85 188L88 189V190L90 189V188H87V186H86ZM91 188H92V190H93V187H91ZM117 188H118V187H117ZM169 188H170V187H169ZM253 188H254V187H253ZM0 189H1V188H0ZM10 189H11V188H10ZM10 189H9V190H10ZM19 189H21V188H19ZM22 189H23V188H22ZM28 189H29V187H28ZM57 189H58V188H57ZM62 189H63V188H62ZM71 189H72V188H71ZM81 189H82V188H81ZM99 189H100V188H99ZM99 189H98V190H99ZM12 190H13V189H12ZM26 190H27V189H26ZM40 190H41V189H40ZM92 190H91V191H92ZM100 190H102V188H101ZM105 190H106V189H105ZM172 190H173V189H172ZM185 190H187V189H185ZM6 191H7V188H6ZM10 191H11V190H10ZM10 191H8V192H10ZM14 191H15V193H16V190H14ZM19 191H20V190H19ZM19 191H18V192H19ZM24 191H25V190H24ZM51 191H52V190H51ZM64 191H65V190H64ZM85 191H86V190L84 189L83 193H84ZM93 191H94V190H93ZM93 191H92V192H93ZM119 191H120V190H119ZM4 192H5V191H4ZM46 192H47V191H46ZM59 192H60V191H58V193H59ZM71 192H72V191H71ZM88 192H90V191H88ZM97 192H98V191H97ZM100 192H101V191H100ZM100 192H98V195H99ZM122 192H123V190H122ZM252 192H253V191H252ZM22 193H23V191H22ZM24 193H25V192H24ZM47 193H48V192H47ZM55 193H56V192H55ZM60 193H62V192H60ZM63 193H65V192H63ZM75 193H76V195L78 194L76 191H75ZM90 193H91V192H90ZM102 193H104V191H103ZM109 193H110V192H109ZM115 193H116V192H115ZM117 193H118V192H117ZM172 193H173V192H172ZM201 193H203V192H201ZM4 194H5V193H4ZM12 194H13V193H12ZM17 194H19V193H17ZM28 194H29V193H28ZM37 194H38V193H37ZM48 194H49V193H48ZM50 194H51V193H50ZM100 194H101V193H100ZM105 194H108V193H105ZM166 194H167V196H168V193H166ZM177 194H178V193H177ZM189 194L191 195V193H189ZM189 194H188V195H189ZM258 194H259V193H258ZM65 195H66V193H65ZM89 195H93V194H89ZM89 195H88V196H89ZM95 195H96V194H95ZM101 195H102V194H101ZM110 195H111V194H109L108 196H110ZM112 195H113V193H112ZM175 195H176V194H175ZM184 195H185V194H184ZM205 195H207V193H206ZM208 195H209V194H208ZM4 196H5V195H4ZM10 196H11V195H10ZM10 196L7 195V197L5 196V198L7 199V198L10 197ZM12 196H13V195H12ZM22 196H23V194H22ZM26 196H28V195H26ZM34 196H35V195H34ZM37 196H38V195H37ZM50 196H52V195H50ZM60 196H61V195H59V198H62V197H60ZM77 196H78V195H77ZM103 196H104V195H103ZM103 196H102V197H103ZM108 196H106V197L108 198ZM115 196H116V194H115ZM179 196H180V195H179ZM250 196H251V195H250ZM20 197H21V196H20ZM35 197H36V196H35ZM53 197H54V196H53ZM57 197H58V195H57ZM63 197H64V195H63ZM94 197H95V196H93V198H94ZM117 197H118V195H117ZM175 197H176V196H175ZM209 197H210V196H209ZM1 198H2V197H1ZM10 198H12L11 200L13 201L14 198H13V197H10ZM16 198H17V197H16ZM16 198H15V199H16ZM32 198H33V197H32ZM32 198H30V199H32ZM42 198H43V196H42ZM45 198H46V197H45ZM47 198H49V196H48ZM55 198H56V195H55ZM83 198H84V196H82V202H83V203H84L85 201H88V200H86L85 198H84V200H85V201H84ZM89 198H90V197H89ZM93 198H92V199H93ZM112 198H113V197H112ZM118 198H119V197H118ZM205 198H208V197H205ZM234 198H235V197H234ZM36 199H37V198H36ZM57 199H58V198H57ZM57 199H56V200H57ZM79 199H80V198H79ZM97 199H98V198H97ZM179 199H180V197H179ZM179 199H178V200H179ZM187 199H188V198H187ZM195 199H196V198H195ZM227 199H228V198H227ZM18 200H19V199H18ZM24 200H25V199H24ZM26 200H29V198L26 199ZM32 200H33V199H32ZM47 200H48V199H47ZM49 200H50V199H49ZM53 200H54V199H53ZM53 200L51 201V203L55 201V200H54V201H53ZM62 200H63V199H62ZM62 200H61V201H62ZM93 200H94V202H93L94 206H93V204H92L91 206L95 207V204H96V203H95V199H93ZM98 200H99V199H98ZM98 200H97V201H98ZM111 200H112V199H111ZM116 200H117V198H116ZM178 200H176V201H178ZM249 200H250V199H249ZM1 201H2V200H1ZM16 201H17V199H16ZM22 201H23V200H22ZM33 201L35 202L36 200L34 199ZM44 201H46V200L44 199ZM57 201H58V200H57ZM65 201H66V200H65ZM67 201H68V200H67ZM101 201H102V200H101ZM104 201H105V200H104ZM120 201H121V200H120ZM181 201H183V200H179L177 203H181ZM229 201H230V199H229ZM14 202H15V201L10 202V203H14ZM30 202H31V200H30ZM36 202H41V201H36ZM79 202H81V201H79ZM102 202H103V201H102ZM102 202H101V204H102ZM109 202H110V201H109ZM190 202H193V201H190ZM219 202H220V201H219ZM25 203H26V202H25ZM45 203H46V202H45ZM55 203H56V202H55ZM57 203H58V202H57ZM88 203H89V202H88ZM88 203H87V204H88ZM182 203H183V202H182ZM193 203H194V202H193ZM234 203H235V202H234ZM249 203H250V202H249ZM3 204H4V202H3ZM6 204H7V203H6ZM19 204H20V203H19ZM31 204H34V203H31ZM35 204H36V203H35ZM42 204H43V203H42ZM42 204H39V205L42 206ZM62 204H64V203H62ZM62 204H61V205H62ZM89 204H90V203H89ZM115 204H116V203H115ZM190 204H191V203H190ZM196 204H197V203H196ZM198 204H200V203L198 202ZM202 204H203V205H207V203H206V204H205V203H202ZM202 204H200L201 207H202ZM26 205H27V203H26ZM39 205H38V207H39ZM54 205H55V204H54ZM58 205H59V204H58ZM64 205H65V204H64ZM64 205H63V206H64ZM75 205H77V204H75ZM79 205H81V204L79 203ZM96 205H97V204H96ZM179 205H180V204H179ZM208 205H209V204H208ZM212 205H213V204H212ZM218 205H219V204H218ZM225 205H226V204H225ZM10 206L12 207L13 205H10ZM46 206H49V205L46 204ZM46 206H45V207H46ZM88 206H89V205H88ZM183 206H184V205H183ZM187 206H188V205H187ZM191 206L194 207L195 205L193 206V204H192ZM210 206H211V205H210ZM0 207H3V206H0ZM49 207H50V206H49ZM49 207H47V209H48ZM55 207H56V206H55ZM55 207H54V208H55ZM66 207H67V205H66ZM98 207H100V206H98ZM198 207H199V206H197V208L195 207V208H192V209L196 210L195 212H197V211H199L198 209L201 208V207H200V208H198ZM213 207H214V206H213ZM29 208H30V207H29ZM36 208H37V207H36ZM51 208H52V207H51ZM58 208H59V207H58ZM58 208H56V211H57ZM64 208H65V206H64ZM69 208H70V205H69ZM69 208H67V215H66V217L70 219L71 217H70V216L68 217V213H69V214L71 213V212H68V209H69ZM105 208H106V207H105ZM181 208H182V207H181ZM184 208H186V207H184ZM184 208H182V209H184ZM204 208H205V207H204ZM204 208H203V209H204ZM208 208H209V207H208ZM247 208H248V206H247ZM0 209H1V208H0ZM21 209H22V208H21ZM21 209H20V210H21ZM40 209H42V208H40ZM60 209L63 210V207H60ZM95 209H97V208H95ZM101 209H103V207H102ZM114 209H115V208L110 209V211H111V210L114 211ZM3 210H4V209H3ZM12 210H13V208H12ZM16 210H17V209H16ZM26 210H27V208H26ZM26 210H25V211H26ZM52 210H53V209H52ZM58 210H59V209H58ZM61 210H60V211H61ZM69 210H71V208H70ZM93 210H94V209H93ZM184 210H185V209H184ZM190 210H191V209H190ZM204 210H205V209H204ZM212 210H213V209H212ZM212 210H210V211H212ZM18 211H19V209H18ZM18 211H17V212H18ZM47 211H48V210H47ZM50 211H51V209H50ZM53 211H55V210H53ZM56 211H55L54 213L58 214ZM60 211H59V213H60ZM99 211H100V210H99ZM103 211H104V210H102V212H103ZM200 211H201V209H200ZM6 212H7V211H6ZM6 212H5V213H6ZM8 212H9V210H8ZM27 212H28V211H27ZM34 212H36V211H34ZM45 212H46V211H45ZM111 212H112V211H111ZM191 212H193V211L191 210ZM219 212H220V211H219ZM51 213H52V212H51ZM74 213H75V211H74ZM107 213H109V212H107ZM107 213L105 212L104 214H107ZM113 213H114V212H113ZM197 213H198V212H197ZM200 213H201V212H200ZM8 214H9V213H8ZM27 214H28V213H27ZM46 214H47V212H46ZM62 214H64V210H63V213H62ZM65 214H66V213H65ZM65 214H64V215H65ZM185 214H187V212H185ZM193 214H194V213H193ZM204 214H205V212L203 213V215H204ZM209 214H210V213H209ZM212 214H214V213H212ZM245 214H246V213H245ZM12 215H14V213H13ZM16 215H17V214H16ZM50 215H51V214H49V216H50ZM59 215H60V214H59ZM77 215H78V213H77ZM77 215H75V216H76V219L78 220ZM101 215H103V214H101ZM188 215H189V214H188ZM191 215H192V213H191ZM225 215H226V213H225ZM241 215H242V214H241ZM0 216H1V215H0ZM17 216H18V215H17ZM44 216H45V215H44ZM49 216H47V218H48ZM95 216H96V215H95ZM103 216H104V215H103ZM110 216H111V215H110ZM189 216H190V215H189ZM195 216H196V215H195ZM204 216H205V215H204ZM206 216H207V215H206ZM247 216H248V215H247ZM6 217H7V216H6ZM11 217H12V216H11ZM21 217H22V216H21ZM32 217H33V214H32ZM42 217H43V215H42ZM56 217H57V215L55 216V218H56ZM97 217H98V216H97ZM190 217H191V216H190ZM244 217H245V216H244ZM22 218H23V217H22ZM34 218H35V217H34ZM37 218H38V217H37ZM40 218H41V217H40ZM61 218H63V217H61ZM104 218H105V217H104ZM240 218H241V217H240ZM240 218H239V219H240ZM245 218H247V217H245ZM9 219H10V217H9ZM20 219H21V218H20ZM44 219H45V218H44ZM52 219H53V217H52ZM57 219H58V217H57ZM64 219H65V218H64ZM227 219H229V218H227ZM235 219H236V218H235ZM45 220H46V219H45ZM48 220H49V218H48ZM58 220H59V219H58ZM70 220H71V219H70ZM194 220H195V219H194ZM201 220H203V219L201 218ZM223 220H224V218H223ZM231 220H232V219H231ZM236 220H238V219H236ZM10 221H11V219H10ZM18 221H19V220H18ZM38 221H39V219H38ZM43 221H44V220H43ZM43 221H42V222H43ZM60 221H61V220H60ZM68 221H69V220H67V222H68ZM78 221H79V220H78ZM104 221H106V220H104ZM224 221H225V220H224ZM227 221L229 222L230 220H227ZM240 221H241V220H240ZM32 222H33V221H32ZM44 222H45V221H44ZM51 222H52V221H51ZM51 222H50V223H51ZM54 222H55V221H54ZM65 222H66V220H65ZM194 222H195V221H194ZM199 222L202 223L201 221H199ZM10 223H11V222H10ZM46 223H47V222H46ZM52 223H53V222H52ZM56 223H57V221H56ZM62 223H63V221H62ZM62 223H61V225H62ZM71 223H72V222H71ZM102 223H104V222L102 221ZM186 223H188V222H186ZM189 223H190V222H189ZM192 223H193V222H191V224H192ZM196 223H197V222H196ZM235 223H236V222H235ZM244 223H245V222H244ZM16 224H18V223L16 222ZM19 224H21V223L19 222ZM35 224H36V222H35ZM35 224H34V225H35ZM42 224H43V223H41V225H42ZM73 224H74V222H73ZM76 224H78V222H75L74 225H76ZM198 224H199V223H198ZM247 224H248V223H247ZM13 225H14V224H13ZM43 225H44V224H43ZM48 225H49V224H48ZM51 225H52V224H51ZM65 225H67V224H65ZM70 225H72V224H70ZM232 225L234 226V224H232ZM232 225L229 224V226H232ZM251 225H252V224H251ZM16 226H17V225H16ZM35 226H36V225H35ZM44 226H45V225H44ZM49 226H50V225H49ZM57 226H58V225H57ZM59 226H60V223H59ZM62 226H63V225H62ZM62 226H61V227H62ZM192 226H195V225H192ZM197 226H198V225H197ZM38 227H41V226H38ZM54 227H55V225H54ZM54 227H53V228H54ZM61 227H59V228H61ZM68 227H69V226H67V228H68ZM74 227H77V226H74ZM78 227H79V226H78ZM237 227H238V226H237ZM245 227H246V226H245ZM18 228H20L19 225H18ZM23 228H24V227H23ZM23 228H22V229H23ZM43 228H44V227H43ZM47 228H49V227H47ZM65 228H66V227H65ZM65 228H64V229H65ZM67 228H66V229H67ZM79 228H80V227H79ZM79 228H78V229H79ZM199 228H200V227H199ZM35 229H36V228H35ZM54 229H55V228H54ZM54 229H53V231H54ZM226 229H227V228H225V230H226ZM228 229H229V227H228ZM228 229L226 230L227 232H228ZM235 229L238 230L237 228H234V232H236ZM239 229H240V228H239ZM243 229H244V228H243ZM247 229L249 230L248 227H247ZM253 229H254V228H253ZM5 230H6V229H5ZM25 230H26V229H25ZM33 230H34V229H33ZM57 230H58V229H57ZM60 230H61V229H60ZM69 230H70V228H69ZM69 230H68L66 233H68ZM73 230L75 231V228H74ZM73 230H72V232H74ZM81 230H82V228H81ZM81 230H80V231H81ZM200 230H202V229H200ZM232 230H233V228H232ZM240 230H241V229H240ZM248 230H247V231H248ZM261 230H262V229H261ZM263 230H264V229H263ZM13 231H14V230H13ZM29 231H30V230H29ZM29 231H27V232H29ZM34 231H35V230H34ZM70 231H71V230H70ZM195 231H197V229H196ZM2 232H3V231H2ZM18 232H20V231H18ZM22 232H23V231H22ZM63 232H64V231H63ZM230 232H231V231H230V229H229V233H230ZM242 232H243V230H242ZM242 232H241V233H242ZM249 232H251V230L248 231V233H249ZM4 233H5V232H4ZM53 233H54V232H52V234H53ZM57 233H59V232H57ZM195 233H196V232H195ZM213 233H215V232H213ZM224 233H225V231H224ZM243 233H244V232H243ZM251 233H252V232H251ZM257 233H258V232H257ZM257 233H256V234H257ZM259 233H260V232H259ZM11 234H12V233H11ZM46 234H47V233H46ZM59 234H60V233H59ZM197 234H198V233H197ZM199 234H200V233H199ZM202 234H204V233H202ZM202 234H201V235H202ZM217 234H218V232H217ZM14 235H16V234H14ZM44 235H45V234H44ZM54 235H55V234H54ZM201 235H200V236H201ZM31 236H32V235H31ZM55 236H56V235H55ZM72 236H73V234H72ZM76 236H77V235H75V237H76ZM200 236H199V237H200ZM254 236H255V235H254ZM256 236H257V235H256ZM17 237H18V235H17ZM51 237H53V236L51 235ZM57 237H59V236L57 235ZM66 237H67V239L69 238L68 236L65 235V238H66ZM196 237H197V236H196ZM203 237H205V236H203ZM13 238H14V237H13ZM20 238H21V237H20ZM30 238H31V237H30ZM46 238H47V237H46ZM55 238H56V237H55ZM73 238H74V236H73ZM76 238H77V237H76ZM200 238H201V237H200ZM248 238H249V237H248ZM250 238H251V237H250ZM53 239H54V238H53ZM61 239H62V237H61ZM15 240H16V239H15ZM51 240H52V239H51ZM68 240H69V239H68ZM72 240H73V239H72ZM72 240H71V241H72ZM13 241H14V240H13ZM13 241H12V242H13ZM24 241H25V239H24ZM62 241H64V240H62ZM62 241H61V242H62ZM71 241H70V242H71ZM58 242L60 243V241H58ZM58 242H57V243H58ZM70 242H69V243H70ZM200 242H201V240H200ZM14 243H15V242H14ZM29 243H30V241H29ZM59 243H58V244H59ZM198 243H199V241H198ZM248 243H249V242H248ZM24 244H25V243H24ZM24 244H22V245H24ZM53 244H54V243H53ZM53 244H52V245H53ZM55 244H56V243H55ZM66 244H67V243H66ZM244 244H245V243H244ZM64 245H65V243H64ZM68 245H69V244H68ZM240 245H241V244H240ZM260 245H261V244H260ZM24 246H25V245H24ZM37 246H38V245H37ZM42 246H43V245H42ZM46 246H47V243H46ZM58 246L60 247V245H58ZM58 246H57V248H58ZM62 246H63V244H62ZM245 246H246V245H245ZM44 247H45V246H44ZM51 247H52V246H51ZM51 247H50V248H51ZM66 247H67V246H66ZM232 247H233V246H232ZM236 247H237V246H236ZM236 247L234 246L235 249H236ZM249 247H250V246H249ZM253 247H256V246H253ZM260 247H261V246H260ZM32 248H33V246H32ZM32 248H29V249H32ZM40 248H41V247H40ZM63 248H64V247H63ZM245 248H246V247H245ZM54 249H55V248H54ZM59 249H60V248H59ZM229 249H230V248H229ZM229 249H228L227 251H229ZM231 249H232V248H231ZM231 249H230V250H231ZM235 249H234V251H235ZM249 249H250V248H249ZM255 249H256V248H255ZM25 250H26V249H25ZM237 250H239V249L237 248ZM240 250H241V249H240ZM240 250H239V251H240ZM251 250H252V249H251ZM251 250H250V252H253V251H251ZM259 250H260V248H259ZM54 251H55V250H54ZM241 251H242V250H241ZM241 251H240V252H241ZM10 252H11V251H10ZM10 252H9V253H10ZM25 252H26V251H25ZM38 252H39V251H38ZM230 252H233V249H232V251H230ZM26 253H27V252H26ZM26 253H25V254H26ZM233 253H234V252H233ZM233 253H231V254H233ZM44 254H45V253H44ZM225 254H227V253H225ZM229 254H230V253L228 252V255H229ZM231 254H230L229 256H231ZM238 254H239V253H238ZM243 254H244V252H243ZM254 254H255V253H254ZM239 255H242V254H239ZM245 255H246V254H245ZM8 256H9V254H8ZM11 256H13V255H11ZM29 256H30V255H29ZM56 256L58 257L57 253H56ZM56 256H55V257H56ZM41 257H42V256H41ZM221 257H222V255H221ZM234 257H237V256H235V254H234V255H233V258H234ZM239 257H240V256H238V258H239ZM242 257L244 258L243 255H242ZM247 257H248V256H247ZM0 258H2V257H0ZM6 258H7V256H6ZM17 258H18V257H17ZM25 258H26V257H25ZM25 258H24V259H25ZM44 258H45V257H44ZM230 258H231V257H230ZM243 258L238 259V260H242ZM18 259H20V258H18ZM28 259H29V258H28ZM57 260H58V259H57ZM57 260H56V261H57ZM235 260H236V259H235ZM235 260H234V261H235ZM256 260H258V259H256ZM12 261H13V260H12ZM25 261L27 262V260H25ZM230 261L234 262L233 259H232V260H229V262H230ZM236 261H237V260H236ZM9 262H10V261H8V264H11V262H10V263H9ZM15 262H16V261H15ZM232 262H231V263H232ZM238 262H239V263H238ZM238 262H237V264H240V261H238ZM243 262H244V261H243ZM4 263H5V262H4ZM41 263H42V262H41ZM241 263H242V262H241ZM248 263H249V261H248ZM25 264H26V263H25ZM232 264H236V262H234V263H232ZM242 264H243V263H242ZM245 264H246V263H245Z\"/></svg>",
	"mask_w": 264,
	"mask_h": 264
}]
</instances>
